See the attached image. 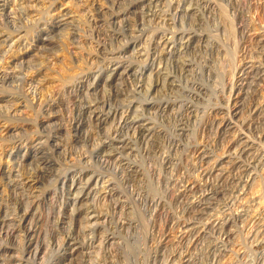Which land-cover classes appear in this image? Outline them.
Returning a JSON list of instances; mask_svg holds the SVG:
<instances>
[{"label": "rangeland", "instance_id": "374dc122", "mask_svg": "<svg viewBox=\"0 0 264 264\" xmlns=\"http://www.w3.org/2000/svg\"><path fill=\"white\" fill-rule=\"evenodd\" d=\"M70 0H63L62 2L57 1V6L60 9H66L69 11V14L67 16L68 22L66 25H62L63 22H60L63 17L59 16H50L52 19H46L42 22V26L49 27L52 30V33L50 34V37H52L50 40L52 41L51 44L46 45V50L50 48L49 54H55L58 56L59 60L62 61V54L65 49V51L72 56L70 58L72 61L79 62L81 64L82 57L85 55L87 49L86 47H90L88 50L93 47L95 49H91L90 52H95V59L93 60L95 62L94 66L92 64H89V66L92 69V72L90 73V77L82 87L80 88H72L71 89H62L60 88V82H58L56 78H61L65 75L64 68L66 67L67 70L73 71L77 69L76 66L77 63H74L72 61L66 60L63 64L57 63V65H54L53 71L48 72L46 79L43 78V74H40L36 79V82H39L38 84H41L42 86H48L52 87L51 90L55 87L56 89L52 92L49 89V93L47 92L48 97H50L49 104L59 106L56 111L57 114H54L53 117L55 121H57V117H59L58 121H61L64 125L63 127V134L61 135L62 143L60 149L56 150V152L53 153L48 151V153H52L49 157L51 160L56 159L54 163H56V166L53 173L60 176L59 182H63L66 179H64V176H61L62 174L67 172H74L76 174H80L79 171H84L87 173H94L101 175L104 180L109 179L114 189H117V195L110 196L106 199H102L99 196V191L94 193L92 195L93 200H89L90 202H93V205L87 201L82 203L73 204L70 200L72 198V195L66 194L64 197V211H63V226H66L67 228H64L63 230V236H68L74 241L78 242V246L81 245L83 248L80 249V252L75 254L73 257L70 258L73 259L72 261L67 260L69 263L74 264H264V137L260 136V133L263 132L264 129V110H262L264 107V0H126L124 3H126V6L129 3L134 4L135 6L132 8V12L127 15L128 22L130 24L129 27L132 26L133 30L128 29V34L125 36H121L116 38L115 36L111 34H107V37L100 38V40L103 42L102 47L100 51H94L97 50V43L91 40H85L81 36L83 30H87V24L84 21H88L91 19L90 16L92 14H97L99 9L102 7L101 10L106 11L108 7L111 5L112 1L114 0H85L87 5L83 0H74V3H69ZM77 1V2H76ZM83 1V2H82ZM103 1H106L105 3ZM158 1V2H156ZM168 1V2H166ZM216 4H215V2ZM76 2V3H75ZM108 2V3H107ZM150 2V4H149ZM178 2V3H177ZM193 2V3H192ZM81 3V4H80ZM99 5H98V4ZM123 3V5H124ZM141 3V4H140ZM148 3V4H147ZM159 5H158V4ZM162 3V4H161ZM169 3V4H167ZM181 3V5H180ZM220 3V4H219ZM222 3V4H221ZM47 4V3H45ZM61 4V5H60ZM66 4V5H65ZM92 4V5H91ZM106 4V5H105ZM110 4V5H109ZM147 4V5H146ZM155 4V5H153ZM164 4V5H163ZM190 4V5H189ZM81 5V6H80ZM86 5V6H85ZM109 5V6H108ZM170 5V6H168ZM196 5V6H195ZM75 6V7H74ZM78 6L80 7L78 9ZM90 6V7H89ZM107 6V7H105ZM122 6V5H121ZM144 6H146L144 8ZM151 6L153 8H151ZM181 6V7H180ZM185 6V8L183 7ZM187 6V7H186ZM189 6V8H188ZM77 7V8H76ZM148 7V8H147ZM150 7V10H149ZM202 7V8H201ZM205 7V8H204ZM230 7V8H229ZM260 7V8H259ZM89 8V9H88ZM104 8V9H103ZM110 8V7H109ZM122 9L124 8L121 7ZM120 8V9H121ZM147 8V9H146ZM187 8V9H186ZM91 9V10H90ZM94 9V10H93ZM135 9V10H134ZM178 9V10H177ZM189 9V10H188ZM200 9V10H199ZM86 10V11H85ZM159 10V11H158ZM170 10V11H169ZM175 10V11H174ZM182 10V11H181ZM213 10V11H212ZM224 10V11H223ZM73 11V12H72ZM81 11V13H80ZM83 11V12H82ZM90 11V12H89ZM94 11V12H93ZM97 11V12H96ZM133 11H135L133 13ZM144 14H143V12ZM152 11V12H151ZM166 11V12H165ZM201 11V12H200ZM260 11V12H259ZM72 12V13H70ZM78 12V13H77ZM87 13V14H84ZM92 12V13H91ZM159 16H158V14ZM91 13V14H90ZM137 13V14H135ZM151 13V14H150ZM154 13V14H153ZM160 13L162 15H160ZM186 13V14H185ZM73 16H72V15ZM148 14L149 16L145 15ZM197 14V16H196ZM77 15V16H76ZM81 16V18L78 16ZM86 15V16H85ZM135 15V16H133ZM145 16V18L143 17ZM156 15V16H155ZM226 17H225V16ZM263 15V16H262ZM83 16V17H82ZM158 16V17H157ZM184 16V17H183ZM131 17V18H130ZM142 17V18H141ZM182 17V18H181ZM208 17V18H207ZM224 17V18H223ZM234 17V18H232ZM246 17V18H245ZM60 18V20H59ZM133 18V19H132ZM135 18V19H134ZM138 18V19H137ZM160 18V19H159ZM172 18V19H171ZM144 21H142V20ZM162 19V20H161ZM179 19V20H178ZM190 19V20H189ZM208 19V20H207ZM224 19V20H223ZM80 20V22L78 21ZM84 20V21H83ZM134 20V21H132ZM159 20V21H158ZM173 20V21H172ZM184 20V21H183ZM240 20V21H239ZM72 21V22H69ZM147 21V22H146ZM151 21V22H150ZM205 21V22H204ZM245 21V22H244ZM75 22V23H74ZM78 22V23H77ZM83 22V23H82ZM143 22V23H141ZM168 22V23H167ZM180 22V23H179ZM189 22V23H188ZM223 22V23H222ZM230 22V23H228ZM242 22V23H241ZM261 22V23H260ZM263 22V23H262ZM48 23V24H47ZM53 23V24H52ZM70 23V24H69ZM77 23V24H76ZM85 23V24H84ZM145 23V24H144ZM148 23V24H147ZM191 23V24H190ZM52 26H51V25ZM62 25V26H55V25ZM68 24V25H67ZM72 24V25H71ZM133 24V25H131ZM138 24V25H137ZM182 24V25H181ZM190 24V26H189ZM225 24V25H224ZM248 24V25H247ZM252 24V25H251ZM74 25V26H73ZM80 25V26H76ZM85 29H83V27ZM136 25V26H135ZM176 25V26H175ZM180 25V26H179ZM209 25V26H208ZM246 25V26H245ZM68 26V27H67ZM168 26V28L166 27ZM191 28H189V27ZM74 27V28H73ZM77 27V28H76ZM176 27V28H175ZM209 27V28H208ZM245 27V28H244ZM260 27V28H259ZM7 28L6 32H10L11 27H4ZM10 28V29H9ZM67 28V30H66ZM81 28V29H80ZM135 28H138L137 30ZM141 28V31H139ZM182 28V29H181ZM234 28V29H232ZM253 28V29H252ZM65 29V30H64ZM72 29V30H71ZM135 29V30H134ZM148 29V30H145ZM189 29V30H188ZM246 29V30H245ZM80 33H79V31ZM143 30V31H142ZM165 30V31H164ZM173 30V31H172ZM175 30V31H174ZM180 30V31H179ZM224 30V31H223ZM262 30V31H261ZM61 31V32H60ZM70 31V33H69ZM138 31V32H137ZM167 31V32H166ZM182 31H185L184 33ZM192 33H189V32ZM205 31V32H204ZM207 31V32H206ZM212 31V32H211ZM256 33H254V32ZM64 32V34H63ZM75 32H77L75 34ZM140 32V33H139ZM144 32V33H143ZM152 32V33H151ZM157 32V33H154ZM181 32V33H180ZM215 32V33H214ZM236 32V34H235ZM253 32V33H252ZM73 33V34H72ZM134 33V34H133ZM169 33L173 34L170 35ZM202 33V34H201ZM208 33V34H207ZM217 33V34H216ZM226 33V34H225ZM233 33V34H232ZM249 33V34H248ZM260 33V34H259ZM53 34H56L58 36H54ZM63 34V35H61ZM69 34V35H68ZM76 35L78 40H85L84 45L85 49L81 50L74 48V45L69 43L71 40L65 39L64 37L67 35L68 38L71 35ZM79 34V35H77ZM85 34V33H84ZM87 34V33H86ZM130 34V35H129ZM133 34V35H131ZM140 34V35H139ZM143 34V35H142ZM155 34V35H154ZM176 34V35H175ZM184 34V35H183ZM210 34V36H209ZM248 34V35H247ZM253 34V35H252ZM262 34V36H261ZM1 36L0 39L5 38L7 35L6 33ZM54 39H53V36ZM112 37H111V36ZM138 37H137V36ZM142 35V36H141ZM154 35V36H152ZM173 37V44L176 41V44L172 45V49L168 50V48H163V44L161 43V40H159L161 37ZM192 35V36H190ZM200 35V36H199ZM212 35V36H211ZM235 35V36H234ZM259 35V36H258ZM66 36V38H67ZM131 38H130V37ZM139 36L141 37L139 39ZM176 38H175V37ZM190 39H188V37ZM209 36V37H208ZM213 36L215 39H213ZM221 36V37H220ZM243 36V37H242ZM16 34H13L10 39L2 44L0 46V49L2 52H7L5 55H3V60L6 62L9 56L8 54L17 52L22 53L23 51H26L29 49L31 54H35L36 52H40L37 55H33L31 62L35 61V65H38V59L40 58V55L48 54L46 50L44 52L37 51L38 47H40L41 43L39 41H32L31 39L28 41H22L17 43L11 48L10 42L12 43L13 40L16 38ZM123 37V38H122ZM128 37V38H126ZM159 37V38H158ZM263 37V38H262ZM56 38V39H55ZM60 38V39H59ZM63 38V39H62ZM114 40H113V39ZM126 38V39H125ZM134 38V40H132ZM138 38V39H137ZM147 38V39H146ZM179 38V39H178ZM183 38V39H182ZM185 38V39H184ZM251 38V39H250ZM111 41H110V40ZM153 39V40H152ZM158 39V40H157ZM181 39V40H180ZM187 39V41H186ZM219 39V42H218ZM239 39V40H238ZM56 40V41H55ZM58 40V42H57ZM62 40V41H61ZM65 40V42H64ZM100 40L99 43L102 42ZM105 40V41H104ZM125 40L127 42H125ZM146 40V41H145ZM183 40V41H182ZM208 40V41H207ZM221 40V42H220ZM236 40V41H235ZM252 40V41H251ZM261 40V41H260ZM63 42L61 44L60 42ZM114 43H113V42ZM119 41V42H118ZM126 43V45L123 44ZM132 41V42H131ZM160 41V44L159 42ZM179 41V42H178ZM225 41V42H224ZM260 41V42H258ZM25 42V43H24ZM29 42V43H28ZM93 42V43H91ZM106 42V43H104ZM112 42V43H110ZM178 42V43H177ZM190 42V43H189ZM198 42V43H197ZM260 44H258V43ZM29 45H28V44ZM54 43V44H53ZM58 45H57V44ZM69 43V44H68ZM90 43V44H89ZM118 43V44H117ZM129 43V44H128ZM151 43V44H148ZM153 43V44H152ZM182 45H181V44ZM189 43V44H188ZM216 43V44H215ZM218 43V44H217ZM221 43V44H220ZM236 43V44H235ZM239 43V44H238ZM32 44V45H30ZM68 44V45H67ZM88 46H87V45ZM105 44V45H104ZM114 44V45H113ZM184 44V45H183ZM207 44V45H206ZM230 44V45H229ZM255 44V45H254ZM54 45V46H53ZM65 45V46H64ZM70 45V46H69ZM124 45V49L128 48L127 53L124 54V57L127 55L130 59L125 58V65L132 64V66L135 67V70L137 73L136 79L135 76H123V77H116L114 79L109 80L106 82V77L109 75V55L108 53L116 50H121V46ZM140 45V47H139ZM180 45V47H179ZM187 45V46H186ZM224 45V46H223ZM225 45H227L225 47ZM262 45V46H261ZM22 46V47H21ZM37 46V47H36ZM63 46V47H62ZM72 46V47H71ZM115 46V47H114ZM135 46V48H134ZM148 46V48H147ZM159 46V47H158ZM184 46V47H183ZM198 46V47H197ZM230 46V47H228ZM251 46V47H250ZM254 46V48H252ZM10 47V48H8ZM53 47V49H51ZM71 49H69V48ZM119 47V49H118ZM122 47V49H123ZM139 47V48H138ZM146 47V48H145ZM155 47V48H154ZM180 49H179V48ZM189 49H188V48ZM201 47V48H200ZM224 47V48H223ZM235 47V48H234ZM261 47V48H260ZM57 50H56V49ZM105 50L108 52H104ZM132 48V49H131ZM182 48V49H181ZM226 48V49H225ZM259 48V49H258ZM7 49V50H6ZM9 49V50H8ZM109 49V50H108ZM113 49V50H112ZM145 49V50H142ZM148 49V50H147ZM155 51H154V50ZM175 51H174V50ZM217 49V50H216ZM237 49V50H236ZM243 49V50H242ZM255 49V50H253ZM262 51H261V50ZM76 50V51H75ZM134 50V51H133ZM137 50V51H135ZM150 50V51H149ZM163 51V53L159 51ZM178 50V51H177ZM181 50V52H180ZM194 50V51H193ZM207 50V51H206ZM232 50V51H229ZM260 50V51H259ZM12 51V52H11ZM19 51V52H18ZM22 51V52H21ZM53 51V52H52ZM59 51V52H58ZM61 51V52H60ZM82 53H81V52ZM94 51V52H93ZM103 51V52H102ZM110 51V52H109ZM143 51V52H142ZM148 51V52H147ZM157 51V52H156ZM170 51V52H169ZM173 51V52H172ZM186 52L183 54V52ZM212 51V52H211ZM253 51V52H252ZM256 51V53H255ZM58 52V54H57ZM74 52V53H72ZM98 52V53H97ZM147 52L152 55L150 57L152 58L153 65H151L149 62L146 64L144 62ZM159 52V54H158ZM171 56L169 57V53H171ZM175 52V53H174ZM194 52V53H193ZM229 52V53H228ZM236 52V53H235ZM261 52V53H259ZM60 53V54H59ZM85 53V54H84ZM88 53V51H87ZM107 53V54H105ZM165 53V54H164ZM178 53V54H177ZM182 53V54H181ZM196 53V54H195ZM202 53V54H201ZM263 53V54H262ZM99 54V55H97ZM102 54V55H101ZM129 54V55H128ZM145 54V55H144ZM156 54V55H155ZM158 54V55H157ZM175 54V55H174ZM180 54V55H179ZM193 54V55H192ZM214 54V55H213ZM236 54V55H235ZM259 57H258V55ZM78 55L79 58H78ZM107 55V56H106ZM138 55V56H137ZM160 55V57H159ZM182 55V56H181ZM184 55V56H183ZM188 55V56H187ZM197 55V56H196ZM213 55V56H212ZM219 55V56H218ZM236 57H235V56ZM261 55V57H260ZM37 56V58H35ZM69 56V57H70ZM78 58H76V57ZM98 56V57H97ZM106 56V58H104ZM140 56V57H139ZM156 56V57H155ZM176 56V57H175ZM178 56V57H177ZM181 56V57H180ZM199 56V57H198ZM232 56V57H231ZM246 58H244V57ZM252 56V57H251ZM254 56V57H253ZM5 57V58H4ZM74 57V60H73ZM102 57V58H101ZM108 57V58H107ZM133 57V60H132ZM136 57V58H135ZM145 57V58H144ZM159 57V58H158ZM175 57V58H174ZM180 57V58H179ZM189 57V58H188ZM191 57V58H190ZM195 57V58H194ZM231 57V58H230ZM249 57V58H248ZM105 60H104V59ZM154 58V59H153ZM156 58V59H155ZM166 58V59H163ZM263 58V59H262ZM179 59L180 62L177 61ZM191 59V60H190ZM251 59V61H249ZM255 59V60H254ZM2 60V61H3ZM29 60V61H30ZM104 60V61H103ZM107 60V61H106ZM128 62H127V61ZM131 60V61H130ZM140 60V61H139ZM167 60V61H165ZM175 60V61H173ZM188 60V61H187ZM190 60V61H189ZM228 60V61H227ZM253 60V61H252ZM261 60V61H260ZM81 61V62H80ZM92 61V62H93ZM100 64H99V62ZM138 61V62H136ZM156 61V62H155ZM159 61V62H158ZM183 61V63H182ZM187 61V62H186ZM217 63H216V62ZM237 61V62H236ZM248 61V62H247ZM255 61V63H254ZM256 61H259L261 63H256ZM28 62V61H27ZM105 62V63H104ZM108 62V63H107ZM134 62V63H132ZM161 62V63H160ZM171 62V64H170ZM178 62V64H177ZM40 63V62H39ZM160 63V64H159ZM166 65H164V64ZM169 63V64H168ZM176 63V64H175ZM182 63V64H181ZM185 63V64H184ZM191 63V64H190ZM263 63V64H262ZM32 66H30V65ZM105 64V65H104ZM144 64V65H143ZM150 64V65H149ZM159 66H157V65ZM189 64V65H187ZM252 64V65H251ZM256 64V66L254 65ZM260 64V65H259ZM263 66H262V65ZM33 63H27L25 65L26 71H32L31 68L34 70L38 67H36ZM69 65V69L67 66ZM71 65V66H70ZM73 65V66H72ZM88 65V64H87ZM87 65H82L84 68ZM162 68H161V66ZM177 65V66H176ZM184 65V66H183ZM192 65V66H191ZM245 65V67L243 66ZM248 65V67H247ZM250 65V66H249ZM254 65V67H253ZM260 67H259V66ZM29 66V68H28ZM51 67V64L48 65ZM56 66V67H55ZM64 66V67H63ZM88 66V67H89ZM99 66V67H98ZM105 66V67H104ZM140 66V67H139ZM143 66V69L142 67ZM146 66V67H145ZM154 66V67H153ZM179 67L178 69L176 67ZM188 66V67H187ZM35 67V68H34ZM145 67V71H144ZM159 67V68H157ZM169 67V68H168ZM191 67V68H190ZM252 67V68H250ZM62 68V70H61ZM98 68V69H97ZM165 68V69H163ZM182 70H181V69ZM195 68V69H194ZM245 68V73L243 74L240 72V70ZM258 70H257V69ZM100 69V70H99ZM156 69V70H155ZM175 72H174V70ZM177 69V70H176ZM184 69V70H183ZM251 69V70H249ZM262 71H260V70ZM60 72H59V71ZM65 70V71H67ZM96 70V71H95ZM163 70V71H162ZM187 70V71H186ZM216 70V71H215ZM94 71V72H93ZM107 71V72H106ZM159 71V72H158ZM163 73H162V72ZM165 71V72H164ZM169 71V72H167ZM180 71V72H179ZM189 71V72H188ZM247 71V72H246ZM250 71V72H249ZM259 71V72H258ZM57 72V73H55ZM171 72V73H170ZM173 72V73H172ZM183 72V73H182ZM236 73V78L240 77V79L243 81L242 86V95L240 96V100L237 99L238 106L236 104L235 110L231 113H228L226 115L227 111H224L223 113H212L213 108H218L219 106L225 108L228 105V99L230 96V88L233 83V74ZM261 72V73H260ZM55 73V74H54ZM63 73V74H61ZM69 73V71H67ZM99 73V74H98ZM108 73V74H107ZM143 73L147 75H152L151 80L149 78L145 77ZM160 73V74H158ZM162 73V74H161ZM165 73V74H164ZM169 73V75H168ZM177 73V74H175ZM185 73V74H184ZM204 73V74H203ZM241 75H240V74ZM258 73V74H257ZM57 74V75H56ZM61 74V76H60ZM172 76H171V75ZM255 74V75H254ZM261 74V76H260ZM53 75V76H52ZM97 75V77H96ZM176 75V76H174ZM179 75V76H178ZM185 77V78H183ZM186 75V76H185ZM219 75V76H218ZM232 75V76H231ZM254 75V76H253ZM260 79H259V76ZM139 76L142 78H139ZM163 76H169L168 83H164L165 85L160 86L159 88L155 89L153 91V94L151 95L154 97L157 102L159 101H168L169 100V106L164 109H156L158 111L157 113H154L155 109H146L143 105V103H146L148 97L147 93L141 92L142 96L139 95L138 91L136 90V87H138L140 84H142L143 88L147 85V82L153 85L159 84L161 81L163 82ZM174 76V77H173ZM250 76V77H249ZM53 79H52V78ZM129 77V78H128ZM145 77V78H143ZM173 77V78H172ZM243 77V78H242ZM248 77V78H247ZM42 78V80H41ZM125 78V79H123ZM128 78V79H127ZM139 78V79H138ZM148 80H147V79ZM181 78V79H180ZM219 78V79H218ZM221 78V79H220ZM193 79V80H192ZM198 79V80H197ZM251 81H249V80ZM254 79V81H253ZM44 80V81H43ZM55 80V81H54ZM122 80V81H121ZM156 80V81H155ZM178 80V82L176 81ZM180 80V81H179ZM190 80V82H189ZM192 80V81H191ZM201 80V81H200ZM259 80V81H258ZM50 83H49V82ZM57 81V82H56ZM143 81V82H142ZM159 81V82H158ZM173 84L170 85L171 82ZM195 81V82H194ZM223 81V82H222ZM249 81V82H248ZM262 81V82H261ZM105 82V83H104ZM152 82V83H151ZM161 82V84H162ZM178 85H176L175 84ZM181 82V83H180ZM217 84H216V83ZM248 82V83H247ZM255 82V83H254ZM58 85H54L57 84ZM92 83V84H91ZM108 83V84H107ZM138 83V85H136ZM155 83V84H154ZM258 86H257V84ZM16 84V83H15ZM45 84V85H44ZM53 84V86H52ZM90 84V85H89ZM114 84V85H113ZM121 84V85H120ZM188 84V85H187ZM239 85V82L237 83ZM245 84V85H244ZM250 84V85H249ZM254 86H253V85ZM92 85V87H91ZM94 85V86H93ZM103 85V86H102ZM112 85V86H111ZM129 85V86H127ZM191 85V86H190ZM213 85V86H212ZM59 86V88H58ZM89 86V88H88ZM118 86V87H117ZM136 86V87H135ZM165 86V88H164ZM188 86V87H186ZM195 86V87H194ZM223 86V87H222ZM249 86V90H248ZM257 86V88L255 87ZM43 87V88H45ZM114 87V88H113ZM134 87V88H133ZM168 87V89L166 88ZM172 87V88H171ZM175 87V88H174ZM182 87V88H181ZM202 87V88H201ZM205 87V88H204ZM210 87V88H209ZM222 87V88H221ZM230 87V88H229ZM247 87V90L246 88ZM252 89H251V88ZM255 87V88H254ZM259 87V88H258ZM87 88V89H86ZM107 88V89H106ZM109 88V89H108ZM113 88V89H112ZM117 88V89H116ZM127 88V89H126ZM163 88V89H162ZM174 88V89H173ZM217 88V90H216ZM220 88V89H219ZM245 88V89H244ZM84 89V90H83ZM103 89V90H102ZM117 90L118 97L113 95L114 93L112 91ZM222 89V90H221ZM254 89V90H253ZM3 90V89H1ZM106 90V91H105ZM137 92H135V91ZM209 90H211L209 92ZM251 90V91H250ZM253 90V91H252ZM256 90L260 92L256 93ZM78 91V92H77ZM93 91V92H92ZM122 91V92H121ZM170 93H169V92ZM175 91V92H174ZM2 92V93H1ZM73 92V93H72ZM85 92V93H82ZM91 94H90V93ZM105 92V93H104ZM109 92V93H108ZM111 92V93H110ZM130 92V93H129ZM184 92V93H183ZM208 94H207V93ZM224 92V93H223ZM228 92V93H226ZM249 94H248V93ZM51 93V94H50ZM63 93V95H62ZM89 93V95H88ZM97 93V94H96ZM134 95H132V94ZM173 93V94H172ZM198 93V94H196ZM215 93V94H214ZM247 93V95H246ZM252 93V94H250ZM261 93V94H260ZM58 96H57V95ZM123 94V95H122ZM146 94V95H144ZM205 94V95H204ZM213 94V95H212ZM260 94V95H259ZM0 95H7L5 93V89L3 91H0ZM55 95V96H54ZM110 95V97H108ZM125 95V96H124ZM167 95V96H166ZM191 95V96H190ZM225 97H224V96ZM249 95V96H248ZM251 95V96H250ZM52 96V97H51ZM71 96V97H70ZM80 96V97H79ZM97 98H96V97ZM104 96V98H103ZM144 96V98H142ZM147 96V98H146ZM55 97V98H54ZM87 97V98H86ZM93 97V98H92ZM96 99H95V98ZM108 97V98H107ZM165 99H164V98ZM180 97V98H179ZM210 97V98H209ZM219 97V98H218ZM245 99H244V98ZM258 99H257V98ZM260 97V98H259ZM261 97H263L261 99ZM80 98H82L80 100ZM86 103H85V100ZM99 98V99H98ZM103 98V99H102ZM107 103H103L105 102ZM111 98V99H110ZM119 98V100H118ZM140 98V99H139ZM146 98V100H145ZM163 98V99H162ZM169 98V99H168ZM174 98V99H173ZM227 98V99H226ZM235 98V95H233L232 99ZM247 98V99H246ZM88 99L90 104H88ZM113 99H116L117 101H112ZM135 99V100H134ZM168 99V100H167ZM181 101H180V100ZM190 99V100H189ZM224 99V100H223ZM242 99L244 100L242 102ZM252 101H251V100ZM59 100V101H58ZM71 100V101H70ZM78 100V101H77ZM83 102H79L82 101ZM93 100V101H92ZM100 100V103L98 102ZM123 100V101H122ZM142 100V102H141ZM176 100V102H175ZM250 100V101H248ZM262 100L263 104L261 105ZM52 101V102H51ZM54 101V102H53ZM62 103H61V102ZM97 101V102H96ZM103 101V102H102ZM132 101V103H131ZM171 101H174V103H171ZM179 101V102H178ZM183 101V102H182ZM188 101V102H187ZM224 101H227L224 103ZM234 101V100H232ZM235 101V102H236ZM248 103L246 104L245 103ZM254 101V102H253ZM51 102V103H50ZM88 102V103H87ZM117 102V103H116ZM118 102L122 103V105H118ZM138 102V103H137ZM198 102V103H197ZM209 102V103H208ZM233 102V103H235ZM240 102V103H239ZM257 102V103H255ZM92 103V104H91ZM95 105L98 108V111L102 115V122L93 121L90 117L88 118V113L85 111V109L89 105ZM109 103V104H108ZM112 103V104H110ZM125 103V104H124ZM224 103V104H223ZM231 103V101H230ZM59 104V105H58ZM63 104V105H62ZM67 104V105H66ZM105 104V105H104ZM107 104V105H106ZM127 104V106H126ZM185 104V105H183ZM193 104V105H192ZM196 104V105H195ZM208 104V105H207ZM215 104V105H214ZM249 104V105H248ZM66 105V106H65ZM75 105V106H74ZM79 105V106H78ZM112 105V106H111ZM119 109H115V107ZM118 105V106H117ZM134 105V106H133ZM136 105V107H135ZM176 105V106H175ZM180 105V106H179ZM200 105V106H199ZM210 105V106H209ZM252 105V106H251ZM258 105V106H255ZM262 107H261V106ZM65 106V107H64ZM83 109H81L82 107ZM101 106V107H100ZM102 106H106L105 108H102ZM109 106V107H108ZM111 106V107H110ZM126 108H122V107ZM141 106V107H139ZM143 106V107H142ZM175 106V107H174ZM188 106V107H187ZM243 106V107H242ZM246 106V107H244ZM62 107V108H61ZM72 107V108H71ZM85 107V108H84ZM108 107V108H107ZM114 107V108H113ZM132 107V108H131ZM206 107V108H205ZM210 107V108H208ZM213 107V108H212ZM229 107H233V104H231ZM256 107V108H254ZM74 108V109H73ZM78 108H80L78 110ZM104 109V111L102 109ZM113 108V109H112ZM122 108V109H121ZM168 108V109H167ZM171 108V110H170ZM173 108V109H172ZM198 108V109H196ZM202 108V109H201ZM243 108V109H241ZM250 113H249V110ZM258 108V109H257ZM60 109V111H59ZM70 109H72L70 111ZM76 109V110H75ZM124 109V110H123ZM134 109V110H133ZM148 111H146V110ZM166 109V110H165ZM233 109V108H232ZM261 109V110H260ZM62 110V111H61ZM75 110V111H74ZM129 110V111H128ZM142 110V112H141ZM200 110H202L200 112ZM103 111V112H102ZM116 111V112H115ZM123 111V114H122ZM175 111V112H174ZM177 111V112H176ZM246 111L248 113H246ZM253 113H252V112ZM60 114H59V113ZM63 112V113H62ZM74 112V113H73ZM79 112V113H78ZM102 112V113H101ZM105 112V114H103ZM107 112V113H106ZM111 112V115L108 114ZM115 112V113H114ZM121 112V113H120ZM128 112V113H127ZM144 112V113H143ZM166 112V113H165ZM245 112L243 115L242 113ZM65 113V114H64ZM132 113V114H131ZM134 113V114H133ZM138 113V114H137ZM149 113V114H148ZM151 113V114H150ZM154 113V114H153ZM164 113V114H163ZM211 113V114H210ZM225 113V114H224ZM262 113V114H261ZM59 114V115H58ZM63 114V116L61 115ZM86 114V115H85ZM116 114V115H115ZM126 114V115H125ZM128 114V115H127ZM132 116H131V115ZM136 114V115H135ZM157 114V115H156ZM159 114V115H158ZM162 114V115H161ZM177 114V115H175ZM218 114V115H217ZM222 114V115H221ZM230 114H233L232 116ZM235 114V116H234ZM253 120L249 118V116ZM106 115V116H105ZM123 117H127L128 120L137 119V120H148V122L151 123V126L155 127V132L152 133L150 137L143 138L140 135H134L135 132L129 127L128 125L122 126L119 125V117L120 119ZM147 115V116H146ZM187 115V117H186ZM191 115V116H190ZM203 117H202V116ZM230 115V116H229ZM244 117H243V116ZM249 115V116H248ZM51 116V117H52ZM70 118H68V117ZM114 116V118H113ZM131 116V117H130ZM137 116V117H136ZM138 116H142L141 118ZM149 116V119H148ZM197 116V117H196ZM209 118H207V117ZM220 116V117H219ZM223 116V118L221 117ZM88 119H87V118ZM116 117V118H115ZM146 117V118H144ZM166 117V118H165ZM169 117V118H168ZM216 117V118H215ZM220 119H219V118ZM226 117V118H224ZM228 117V118H227ZM240 117V118H239ZM243 117V118H242ZM247 117V118H246ZM263 117V118H262ZM63 118V119H62ZM118 118V119H117ZM130 118V119H129ZM152 118V120H151ZM189 118V119H188ZM232 120V124L230 125L231 128L227 129H220L218 128L222 122V120L229 119ZM240 120H239V119ZM247 120V123L245 122ZM260 120H259V119ZM68 119V120H67ZM72 119V120H71ZM78 119V120H77ZM82 119V120H81ZM90 119V120H89ZM217 119V120H216ZM244 119V122L242 120ZM53 120V121H54ZM67 120V121H66ZM75 120V121H73ZM81 120V121H80ZM146 120V121H147ZM170 120V121H169ZM178 120V121H177ZM188 120V121H187ZM212 120V122H211ZM230 120V121H231ZM257 120L260 122H257ZM52 121V122H53ZM57 121V122H58ZM66 121V122H65ZM191 121V122H190ZM210 123H209V122ZM235 121V122H234ZM56 122V123H57ZM61 122H58L61 123ZM65 122V123H64ZM67 122H71L70 126L69 123L67 125ZM73 122V123H72ZM75 122H80L81 126L79 128V132L75 135V133L72 134L70 132V127ZM82 122V123H81ZM93 122V123H92ZM106 122V123H105ZM201 122V123H200ZM215 124H214V123ZM237 122V124H236ZM252 122V123H250ZM256 122V123H255ZM17 123V124H16ZM13 123V126L20 127L23 124L22 123ZM61 123V124H62ZM96 123V125H95ZM100 123V124H98ZM113 123V124H112ZM187 123V124H186ZM219 123V124H218ZM90 124V125H89ZM153 124V125H152ZM238 124L240 126H238ZM243 124V126H242ZM256 124V125H255ZM66 125V126H65ZM118 125V126H117ZM157 125V126H156ZM159 125V126H158ZM219 125V126H217ZM236 125V126H235ZM248 127H246V126ZM117 126V127H116ZM121 126V127H120ZM174 126V127H173ZM195 126V127H194ZM200 126V128L198 127ZM259 129H257L256 127ZM96 127V128H95ZM98 127V128H97ZM116 127V128H115ZM124 127V128H123ZM128 127V128H127ZM183 127V128H181ZM191 127V128H189ZM205 127V128H204ZM241 127V128H238ZM244 127V128H243ZM255 127V128H253ZM67 130H64L66 129ZM131 128V129H130ZM180 128V129H179ZM250 128V129H247ZM81 129V130H80ZM124 129V130H123ZM179 129V130H177ZM193 129V130H192ZM217 129V131H216ZM238 129V130H237ZM241 129V130H240ZM243 129H246L243 131ZM41 130V129H39ZM38 130V131H39ZM127 130V132H126ZM130 130V131H129ZM158 130V131H157ZM196 130V131H195ZM29 131V130H28ZM33 130L31 133H29V137H27L26 133L27 131H21V134H23V139H35L38 137V135H44L45 133L43 130H41L38 134L34 135L36 131ZM66 131V132H65ZM85 131V132H84ZM100 134H99V132ZM105 131V133L103 132ZM120 131V132H118ZM133 131V132H132ZM232 131V132H231ZM234 131V132H233ZM238 133H237V132ZM242 131V133H241ZM248 131V132H245ZM253 131V132H252ZM26 132V133H24ZM65 132V133H64ZM69 132V133H67ZM87 132V133H86ZM102 132L105 134H102ZM125 132V133H124ZM129 132V133H128ZM159 132V133H158ZM218 132V133H217ZM228 132V133H227ZM250 132V133H249ZM257 132V134H256ZM33 133V134H32ZM71 133V134H70ZM84 133V134H83ZM98 133V134H97ZM110 133V134H109ZM119 133V134H115ZM124 134L123 136L120 134ZM168 133V134H167ZM171 133V134H170ZM187 135H186V134ZM192 133V134H191ZM214 133V134H213ZM227 133V135H226ZM230 133V134H229ZM240 133V134H239ZM251 135L248 139V134ZM253 133V134H252ZM26 136H25V135ZM49 134V133H48ZM131 134V135H130ZM155 134L157 138H155ZM179 134V135H178ZM222 136H221V135ZM224 134V135H223ZM242 134V135H241ZM246 134V136H245ZM256 134V135H255ZM55 135V134H54ZM64 135V136H63ZM73 135L74 138H73ZM91 135V136H90ZM100 135V136H99ZM104 135V137L102 136ZM108 135V136H107ZM118 136V138L124 139L125 136H127L125 139H129L131 141V144L129 145L130 148L133 150H125L123 151L124 154L121 156H125V161L123 163H127L128 161L132 163L134 168H128L127 165H121L120 167L113 164V160H109L110 162H102V156L103 153L114 154L115 151H113L114 145L110 142V139H113V137ZM154 135V136H153ZM183 135V136H182ZM194 135V136H193ZM209 135V136H208ZM213 135V138H212ZM234 135V136H233ZM258 135V136H257ZM32 136V137H31ZM60 135H57L59 137ZM68 136V137H66ZM70 136V137H69ZM81 136V138H80ZM110 136V137H109ZM113 136V137H112ZM139 136L141 138H139ZM153 136V137H152ZM166 138H165V137ZM172 136V137H171ZM218 136V137H217ZM237 136V137H235ZM245 136V137H244ZM85 137V138H84ZM100 137V138H99ZM102 137V138H101ZM108 137V138H107ZM182 137V138H181ZM204 137V138H203ZM211 137V138H210ZM221 137V138H220ZM223 137V138H222ZM242 138V140L239 139ZM261 137V138H259ZM80 138V139H79ZM93 138V139H92ZM104 138V139H103ZM131 138V139H130ZM134 140H133V139ZM152 138V139H151ZM179 138V139H178ZM210 138V139H209ZM219 138V139H218ZM236 138V139H235ZM253 138V139H251ZM66 139V140H65ZM138 139V140H136ZM147 139V140H146ZM154 139V140H153ZM194 139V141H193ZM222 139V140H221ZM224 139V140H223ZM65 140V141H64ZM71 140V141H70ZM86 140V141H85ZM94 140V141H93ZM104 140V141H103ZM107 140V141H106ZM144 140H146L144 142ZM150 140H152L150 142ZM174 140V141H173ZM208 140V141H207ZM212 140V141H211ZM228 140V141H227ZM251 140V141H250ZM253 140V141H252ZM256 140V141H255ZM64 141V142H63ZM69 142L67 144V142ZM97 141V142H96ZM99 141H101L99 143ZM103 141V142H102ZM137 141V142H136ZM143 141V142H142ZM150 143H149V142ZM157 141V142H156ZM187 141V142H186ZM217 141V142H216ZM232 141V143H231ZM242 141V142H241ZM261 141V142H260ZM75 142V143H74ZM139 142V143H138ZM154 142V143H153ZM185 142V144H184ZM197 142V143H196ZM200 142V143H199ZM219 142V143H218ZM239 142H241L239 144ZM246 142V143H245ZM252 142V143H251ZM258 142V143H257ZM260 142V143H259ZM68 145H66V144ZM99 143V145L97 144ZM102 143V145H101ZM105 143V144H104ZM136 143H138L136 145ZM149 143V144H148ZM178 145H177V144ZM230 143V144H229ZM65 144V145H64ZM92 146H91V145ZM98 145V148H95V145ZM152 144V145H151ZM201 144V145H200ZM224 144V145H223ZM245 150H249L248 152L245 151L244 154H240L239 150L235 152L236 149L242 148V146ZM251 144V145H250ZM262 144V145H261ZM109 145V146H108ZM183 145V146H182ZM204 145V147H203ZM236 145V146H235ZM238 145V148H237ZM253 145V147H252ZM84 146V147H83ZM86 146V147H85ZM158 146V147H157ZM196 146V147H195ZM224 146V147H223ZM228 146V147H226ZM231 146V147H230ZM233 146V147H232ZM250 146V147H249ZM75 147V148H74ZM95 149L94 150L92 149ZM113 147V148H111ZM135 147V150H134ZM179 147V148H178ZM249 147V148H248ZM262 147V148H261ZM65 148V149H64ZM71 148V149H70ZM89 148V149H88ZM103 148V149H102ZM111 148V149H110ZM139 148V149H138ZM141 148V149H140ZM181 148V149H180ZM184 148V149H183ZM186 148V149H185ZM196 148V149H195ZM204 148V149H203ZM208 148V149H207ZM227 148V149H226ZM234 151V153H229L231 150ZM253 148V149H252ZM63 149V151H61ZM70 149V150H69ZM85 149V150H84ZM92 150L89 154V150ZM101 149V150H100ZM109 149V150H108ZM144 149V150H143ZM170 149V150H169ZM177 149V150H176ZM200 149V150H199ZM243 149V150H244ZM252 149V150H251ZM77 150V151H76ZM181 150V151H180ZM220 150V151H219ZM225 150V151H224ZM229 150V151H228ZM255 152H252V151ZM61 155L63 152V155ZM84 151V152H83ZM108 151V152H107ZM154 151V152H153ZM200 151V152H199ZM203 151V152H202ZM64 152H67V156H64ZM73 152V153H72ZM80 156H83L80 158ZM93 152V153H92ZM128 152V153H127ZM176 152V153H175ZM215 152V153H213ZM225 152V153H223ZM261 152V153H260ZM92 153V155H91ZM125 153L129 154L126 155ZM166 153V154H165ZM179 153V154H178ZM198 153V154H197ZM201 153V154H200ZM203 153L205 155H203ZM208 153V155H207ZM227 153V155H226ZM236 153V154H235ZM250 153V154H248ZM252 153V154H251ZM255 153V154H253ZM258 153V155H256ZM23 151L19 152L20 157H22ZM60 156H58V155ZM100 154V155H99ZM213 154V155H212ZM235 154V155H234ZM85 155V157H84ZM87 155V156H86ZM105 155V154H104ZM132 155V156H130ZM147 155V156H146ZM150 155V156H149ZM159 155V156H158ZM168 155V156H167ZM198 155V156H197ZM208 157H207V156ZM217 155V156H215ZM219 155V156H218ZM221 155V156H220ZM229 155V156H228ZM241 155V158H239ZM251 155V156H250ZM56 156V157H54ZM69 156V157H68ZM91 156V158H90ZM157 156V157H156ZM171 156V157H170ZM202 156V157H201ZM232 156V157H231ZM239 156L238 158H236ZM248 156V157H247ZM255 156V157H254ZM257 156V157H256ZM87 157V158H86ZM94 157V158H93ZM127 157V158H126ZM144 157V158H143ZM205 157V158H204ZM229 157V158H228ZM246 157V158H245ZM55 158V159H54ZM79 158V159H78ZM89 158L91 159L90 161ZM99 160H98V159ZM129 158V159H128ZM191 158V159H190ZM200 158L203 159L200 161ZM217 161H216V159ZM254 158V159H253ZM77 159V160H76ZM93 159V161H92ZM141 159V161H140ZM164 159V160H163ZM190 159V160H189ZM238 162H237V160ZM247 159V160H246ZM249 159V160H248ZM251 159V161H250ZM256 159V160H255ZM19 160V159H18ZM81 160V161H80ZM95 160V161H94ZM227 160V161H226ZM245 160V161H244ZM255 160V161H254ZM60 161V162H59ZM67 161V162H66ZM72 164H71V162ZM81 163H80V162ZM84 161V162H83ZM87 161V162H85ZM102 162V163H99ZM182 161V162H181ZM207 161V162H206ZM209 161V162H208ZM249 161V162H248ZM31 162V158L28 157L24 164H26L25 169L32 171L31 168L36 166L31 165L30 167L29 163ZM77 162L80 166H78ZM99 165H98V163ZM142 162V163H141ZM195 162V163H194ZM215 162V163H214ZM223 162V163H222ZM229 162V163H228ZM245 162V163H244ZM58 163V164H57ZM87 163V164H86ZM105 163V164H103ZM135 163V164H134ZM137 163V164H136ZM183 163V164H182ZM257 163V164H256ZM66 164V165H65ZM73 164L76 165V168L74 169ZM87 166H86V165ZM91 164V165H90ZM151 164V165H150ZM221 166H220V165ZM231 164V165H230ZM243 164V165H242ZM246 164V165H245ZM250 167H248V165ZM260 164V165H259ZM62 165L63 167H61ZM94 165V166H93ZM102 165V166H100ZM104 165H106L104 167ZM116 165V166H115ZM200 165V166H199ZM207 165V166H206ZM215 165V166H214ZM240 165V168H239ZM257 165V166H256ZM70 168L68 170V167ZM73 166V167H70ZM99 170H98V167ZM114 166V167H113ZM118 166V167H117ZM173 166V167H172ZM185 166V167H183ZM198 166V167H197ZM217 166V167H216ZM245 166V167H244ZM254 166V167H253ZM262 166V167H261ZM30 167V168H29ZM61 167V168H60ZM79 167V168H77ZM94 167V168H93ZM125 169H123V168ZM127 167V168H126ZM140 167V168H139ZM149 167V168H148ZM166 167V168H165ZM172 167V168H170ZM243 167V168H242ZM35 168V167H34ZM73 168V169H72ZM83 168H85L83 170ZM111 168V169H110ZM118 170H116V169ZM143 168V169H142ZM163 168V169H162ZM165 168V169H164ZM209 168V169H208ZM211 168V169H210ZM221 170H220V169ZM227 168V169H226ZM33 169V168H32ZM72 169V170H71ZM81 169V170H80ZM90 169V170H88ZM97 169V171H96ZM104 171V173L101 172ZM134 169V170H132ZM148 169V170H147ZM208 169V170H207ZM214 171H213V170ZM25 172H29L26 171ZM36 170V169H35ZM87 170V171H86ZM95 170V172H94ZM109 175H108V171ZM113 170V172H112ZM130 170V171H129ZM137 173H135L136 171ZM145 170V172H144ZM168 170V171H167ZM212 170V171H211ZM238 170V171H237ZM260 170V171H259ZM100 171V172H98ZM116 171V173H114ZM128 171V172H127ZM135 171V172H134ZM147 171V172H146ZM207 171V172H206ZM209 171V172H208ZM229 171V172H228ZM243 171V172H242ZM34 172V171H32ZM63 172V173H62ZM107 172V173H106ZM112 172V173H111ZM118 172V173H117ZM130 172V174H129ZM160 172V173H159ZM197 172V173H196ZM199 172V173H198ZM201 172V173H200ZM212 172V173H210ZM221 172V173H220ZM255 172V173H254ZM259 172V173H257ZM60 173V174H59ZM62 173V174H61ZM132 173V174H131ZM135 175H134V174ZM145 173V174H144ZM207 173V174H206ZM225 173V174H224ZM88 174V175H90ZM103 174V175H102ZM106 174V176H105ZM112 174V176H111ZM113 174H115L113 176ZM149 174V175H148ZM161 174V175H160ZM215 174V175H214ZM218 178L213 180L214 177ZM232 174V175H231ZM244 174V175H243ZM147 175V176H146ZM163 175V176H162ZM210 175V176H209ZM111 176V177H109ZM206 176V177H205ZM249 176V177H248ZM114 177V181L112 178ZM120 177V178H119ZM131 177V178H130ZM165 177V178H164ZM181 177V178H180ZM191 177V178H190ZM212 177V178H211ZM236 177V178H235ZM135 178V179H134ZM143 178V179H142ZM238 178V180H237ZM49 179V180H48ZM47 181H41L42 184H40V188L43 187L47 189L52 190L54 188V183H52L54 180L53 177L48 178ZM85 179L87 177H84L82 182V187L84 186ZM147 179V180H145ZM191 181H190V180ZM218 179V181H217ZM224 179V180H223ZM231 179V180H230ZM113 180V181H112ZM142 180V181H141ZM172 180V181H171ZM182 180V181H181ZM211 180H213L211 182ZM48 181H51L48 183ZM195 181V182H194ZM208 181V182H207ZM217 181V182H216ZM224 181V182H223ZM228 181V182H227ZM172 182V183H171ZM189 182V183H188ZM213 184V186H210ZM221 182H223L221 184ZM227 182V183H226ZM48 183V185H47ZM118 183V184H117ZM191 183V184H190ZM196 183V184H195ZM246 183V184H245ZM50 184V185H49ZM128 184V186H127ZM138 184V185H137ZM142 184V185H141ZM162 184V185H161ZM172 186H171V185ZM205 184V185H204ZM225 187H221L220 186ZM122 187H121V186ZM130 185V186H129ZM135 185V187H134ZM193 187H192V186ZM201 185V186H200ZM253 185V186H252ZM43 186V187H42ZM53 186V187H51ZM137 186V187H136ZM184 186V187H183ZM187 186V187H185ZM198 186V187H197ZM204 186V187H203ZM217 186V187H216ZM220 186L221 188H219ZM119 187V188H118ZM147 187V188H146ZM164 187H166L164 189ZM192 187V188H190ZM213 187V189L211 188ZM234 187V188H233ZM43 188V189H44ZM123 188V189H122ZM143 188V189H142ZM188 188L190 190H188ZM197 188V189H196ZM200 188V189H199ZM211 190H210V189ZM214 188L215 191H214ZM242 188V189H241ZM135 189V190H134ZM170 189V190H169ZM184 189V190H183ZM186 189V190H185ZM192 189V190H191ZM204 189V190H203ZM207 189V190H206ZM223 189V190H221ZM231 189V190H230ZM235 189V190H234ZM49 190V191H50ZM124 190V192H123ZM140 190V191H139ZM143 190V191H142ZM168 190V191H167ZM178 190V191H177ZM183 190V191H182ZM188 190V191H187ZM203 190V192L201 191ZM218 190V192L216 191ZM233 190V191H232ZM120 191V192H119ZM187 191V192H186ZM199 191V192H198ZM208 191V192H207ZM212 191V192H210ZM240 191V193H239ZM122 192V193H121ZM127 192V193H126ZM202 192V193H200ZM218 194H215V193ZM221 192V193H220ZM126 193V194H125ZM155 195H154V194ZM200 193V194H199ZM213 193V195H212ZM97 194V195H96ZM174 194V195H172ZM204 194H208V196H203ZM128 195V196H127ZM133 195V196H132ZM145 197H144V196ZM149 195V196H148ZM163 195V196H162ZM215 195V196H214ZM197 196V197H196ZM214 196V197H212ZM250 196V197H249ZM137 197V198H136ZM168 197V198H167ZM199 197V198H198ZM216 197V198H215ZM218 197V199H217ZM249 197V198H248ZM68 198V199H67ZM98 198V199H97ZM129 198V199H128ZM161 198V199H160ZM193 198V199H192ZM195 198V199H194ZM214 198V199H213ZM237 198V199H236ZM241 198V199H240ZM49 199V200H48ZM198 199V201H197ZM210 199V201H209ZM220 199V200H219ZM222 199V200H221ZM245 199V200H244ZM66 200V201H65ZM102 200V201H101ZM107 200V201H106ZM119 202H117V201ZM187 200V202H186ZM215 200V201H214ZM249 200V201H248ZM70 201V204H69ZM159 201V203H158ZM172 201V202H171ZM177 201V202H176ZM184 204H183V202ZM190 201V202H189ZM201 201V202H200ZM203 201V202H202ZM207 204H205V202ZM259 201V202H258ZM47 202L40 205V208L37 211V226L41 230H48L46 233L48 234L46 236L47 240L50 244V251L48 253V260L54 259V254L57 250V246L60 244L58 240H62V235H56V228L58 225L57 218V209L58 204L60 205L62 202L61 198L53 197L52 194H49L47 197ZM104 202V203H103ZM118 206L117 205V203ZM179 202V203H178ZM195 202V203H194ZM199 202V203H198ZM211 202V203H210ZM223 202V203H222ZM232 202V203H231ZM89 203L90 205L97 209V211H101L103 213L107 214L106 224L105 227L103 225V228L99 229L95 234V239L97 240L98 237L104 239L106 236H108L110 233H113L115 240L113 241L114 244H106L102 243L100 248H92L89 246V241L91 238L90 235H80L83 234L82 232V226L84 225V215L86 213V210H88ZM88 203V204H87ZM94 203H96L94 205ZM201 203V205H199ZM227 203V204H226ZM245 203V204H244ZM254 203V204H253ZM50 204V205H49ZM74 210H73V205ZM81 204V206H80ZM83 204V205H82ZM105 204V205H104ZM110 204V205H109ZM112 204V205H111ZM136 204V205H134ZM193 204V205H192ZM238 204V205H237ZM47 205V206H46ZM98 205V206H97ZM178 205V206H177ZM237 205V206H236ZM69 206V207H68ZM72 206V207H71ZM146 206V207H145ZM163 206V207H162ZM193 206V207H192ZM203 206V207H202ZM255 206V207H254ZM78 207H81L80 210ZM96 207H99L96 208ZM116 207V208H115ZM134 210H133V208ZM137 207V208H136ZM156 207V208H155ZM186 207V208H185ZM198 207V208H197ZM209 207V208H208ZM214 207V208H212ZM221 207V208H220ZM243 207V209H242ZM77 208V209H76ZM85 208V209H84ZM145 208V209H144ZM170 208V209H169ZM55 209V210H54ZM72 209V210H71ZM76 209V210H75ZM114 209V210H113ZM139 209V210H137ZM157 209V210H156ZM174 209V210H173ZM189 209V210H188ZM199 210L197 212H194L196 210ZM212 209V210H211ZM238 209V210H237ZM241 209V210H240ZM68 210V211H67ZM130 210V211H129ZM193 210V211H192ZM203 210V212H202ZM219 210V211H218ZM228 210V211H227ZM254 210V211H253ZM53 211V212H52ZM78 211V212H77ZM112 211V212H111ZM124 211V212H123ZM140 213H139V212ZM143 211V212H142ZM185 211V212H184ZM194 213H192V212ZM215 211V212H214ZM231 211V212H230ZM245 211V212H244ZM65 212V213H64ZM85 212V213H84ZM142 212V213H141ZM174 212V213H173ZM178 212V213H177ZM188 212V213H187ZM48 213V214H47ZM50 213V214H49ZM74 214L71 215L70 214ZM130 213V214H129ZM136 213V214H135ZM154 213V215H153ZM190 213V215H189ZM202 213V214H201ZM210 213V214H209ZM79 214V215H78ZM81 214V215H80ZM120 214V215H119ZM209 214V215H208ZM250 216H249V215ZM66 215V216H65ZM134 215V216H133ZM146 215V216H145ZM163 215V216H162ZM195 215V216H194ZM201 215V216H200ZM54 216V217H53ZM56 216V217H55ZM70 216V217H69ZM84 216V217H83ZM111 216V217H110ZM138 216V217H137ZM143 218H142V217ZM148 216V217H147ZM162 216V217H161ZM211 216V217H210ZM218 216V217H217ZM41 217V218H40ZM66 217V218H65ZM69 217V218H68ZM193 217V218H192ZM217 217V218H216ZM82 218V219H81ZM111 218V219H109ZM127 218V219H126ZM145 218V220H144ZM178 218V219H177ZM192 218V219H191ZM205 218V219H204ZM215 219V220H214ZM229 219V220H228ZM249 219V220H248ZM44 220V221H43ZM52 220V221H51ZM72 220V221H71ZM76 220V221H75ZM81 220V222L79 221ZM144 222H142V221ZM243 220V222H242ZM49 223H48V222ZM113 221V222H112ZM121 221V222H120ZM141 221V223L139 222ZM162 221V222H160ZM47 222V223H46ZM66 222V223H65ZM73 222V223H72ZM125 222V223H124ZM180 222V224H179ZM186 222V223H185ZM191 222V223H189ZM196 222V223H194ZM218 222V223H217ZM40 223V225H38ZM68 223V224H67ZM74 223H76L74 225ZM82 225H80V224ZM138 223V224H137ZM140 223V224H139ZM147 226H144L146 224ZM188 223V225H187ZM194 223V224H193ZM246 223V224H245ZM57 224V225H56ZM65 224V225H64ZM67 224V225H66ZM70 224V225H69ZM80 226H79V225ZM112 224V225H111ZM143 224V225H142ZM154 224V225H153ZM203 224V225H202ZM261 224V225H260ZM142 225V226H141ZM193 225V226H191ZM200 227H199V226ZM212 225H214L212 227ZM216 225V226H215ZM219 225L222 227V231L220 232ZM247 225V226H246ZM258 225V226H257ZM56 226V228H55ZM183 226V227H181ZM198 226V227H197ZM225 226V227H224ZM233 226V227H232ZM253 226V227H252ZM43 227V228H42ZM70 227V228H69ZM80 227V228H79ZM124 227V228H123ZM144 227V228H143ZM187 227V229H186ZM204 227V229H203ZM208 227V228H207ZM219 227V228H218ZM231 227V228H229ZM55 232L53 231V229ZM105 228V229H104ZM108 231H107V229ZM170 228V229H169ZM178 228V230H177ZM191 228V230H190ZM193 228V229H192ZM227 228V229H226ZM233 228V229H232ZM259 228V229H258ZM80 229V230H79ZM168 229V230H167ZM184 229L187 233L181 232ZM199 229V230H198ZM148 230V231H147ZM171 230V232H170ZM204 230V231H203ZM227 230V232H226ZM229 230V231H228ZM238 230V231H237ZM72 233L70 234V232ZM104 231V232H103ZM131 231V232H130ZM141 231V232H140ZM145 231V232H144ZM185 231V232H186ZM201 231V232H200ZM206 231V232H205ZM215 231V232H214ZM250 231V232H249ZM261 231V232H260ZM55 234H54V233ZM101 234H99V233ZM110 232V233H108ZM127 232V233H126ZM175 232V233H174ZM241 232V233H240ZM74 233V234H73ZM133 233V234H132ZM142 235H141V234ZM197 233V234H196ZM263 233V234H262ZM68 234V235H67ZM78 234V235H77ZM117 234V235H116ZM120 234V236L118 235ZM135 234V236H134ZM148 234V235H147ZM186 236H185V235ZM188 234V235H187ZM209 234V235H208ZM54 235V236H53ZM72 235V236H71ZM80 235V236H79ZM98 235V236H97ZM226 235V236H225ZM65 236V237H66ZM78 236V237H77ZM87 236V238H86ZM89 236V237H88ZM104 236V238L102 237ZM118 236V238L116 237ZM137 236V237H136ZM144 236V238H143ZM148 236V237H147ZM176 236V237H175ZM184 236V237H182ZM193 236V237H192ZM211 236V237H210ZM243 238H242V237ZM256 236V237H255ZM87 241H85L86 239ZM134 237H136L134 239ZM140 237V238H139ZM146 237V238H145ZM195 237V238H194ZM215 237V238H214ZM52 238V239H51ZM54 238H56L54 240ZM83 238V239H82ZM148 238V239H147ZM194 238V239H193ZM197 238V239H196ZM219 238V239H218ZM239 238V239H238ZM247 238V239H246ZM83 241H81V240ZM89 239V240H88ZM121 239V240H120ZM146 239V240H145ZM187 239V240H186ZM193 239V240H192ZM196 239V240H195ZM241 239V240H240ZM244 239V240H243ZM246 239V240H245ZM254 239V241H253ZM52 240V241H50ZM54 240V242H53ZM125 242H124V241ZM128 240V241H127ZM133 240V241H132ZM219 240V241H217ZM239 240V241H238ZM251 240V241H250ZM117 241V242H116ZM58 242V243H56ZM80 242H84L83 244H80ZM105 242V241H104ZM124 242V243H123ZM134 242V243H133ZM191 242V243H190ZM211 242V243H210ZM235 242V243H234ZM237 242V243H236ZM87 243V244H86ZM127 243V244H126ZM190 243V244H189ZM204 243V244H203ZM244 243V245H243ZM56 244V245H55ZM126 244V245H125ZM137 244V245H136ZM251 244V246H250ZM253 244V245H252ZM144 245V246H143ZM172 245V246H171ZM190 245V246H189ZM196 245V246H194ZM226 245V246H225ZM56 246V247H54ZM110 246V247H109ZM184 246V247H183ZM209 246V247H208ZM232 246V247H231ZM248 248H246V247ZM106 247V248H105ZM131 247V248H130ZM140 247V248H139ZM207 247V249H206ZM216 247V248H215ZM225 247V248H224ZM241 247V248H240ZM67 246L65 247V249ZM103 248V249H102ZM109 248V249H108ZM123 248V249H122ZM129 248V249H127ZM138 248V249H137ZM187 248V249H186ZM195 248V249H194ZM205 248V249H204ZM224 248V249H223ZM233 248V249H232ZM235 248V249H234ZM55 249V250H53ZM85 249V250H84ZM96 249V250H95ZM100 249V250H99ZM140 249V250H139ZM159 249V250H158ZM216 249V250H215ZM231 249V250H230ZM247 249V250H246ZM53 250V251H51ZM139 250V252H138ZM142 250V251H141ZM223 250V251H222ZM228 250V251H227ZM90 251V252H89ZM133 253H132V252ZM162 251V252H161ZM167 251V252H166ZM193 251V252H192ZM217 251V253H216ZM253 251V252H251ZM263 251V252H262ZM69 253L70 251H64ZM84 252V254L82 253ZM90 254H89V253ZM92 252V254H91ZM147 252V253H146ZM172 252V253H171ZM203 252V253H202ZM251 252V253H249ZM96 254L93 256V254ZM197 253V254H196ZM131 254V255H130ZM179 254V255H178ZM216 254V255H215ZM231 254V255H230ZM79 255L82 257H79ZM91 257L88 258L89 256ZM138 255V256H137ZM214 255V256H213ZM230 255V256H229ZM235 255V256H234ZM238 255V256H237ZM245 255V256H244ZM93 256V258H92ZM147 256V257H146ZM150 256V257H149ZM167 256V258H166ZM180 256V257H179ZM79 258L77 262L75 259ZM127 257V258H126ZM135 257V258H134ZM138 257V258H137ZM88 258V259H87ZM125 258V259H124ZM155 258V260H154ZM166 258V259H165ZM214 258V260H213ZM97 259V260H96ZM106 259V260H105ZM128 259V260H127ZM135 259V260H134ZM146 259V260H145ZM149 259V260H148ZM168 259V260H167ZM173 259V260H172ZM190 259V260H189ZM201 259V260H199ZM247 259V260H246ZM90 260V261H89ZM109 260V261H108ZM254 260V261H253ZM74 261V262H73ZM94 261V263H93ZM51 262V261H50ZM66 262V264H68ZM90 262V263H89ZM98 262V263H97ZM152 262V263H151ZM158 262V263H157ZM168 262V263H167ZM174 262V263H173ZM213 262V263H212ZM37 264H47V262H36ZM33 263V264H36ZM71 263V264H72ZM32 264V263H31Z\"/></svg>", "mask_w": 264, "mask_h": 264}, {"label": "bare ground", "instance_id": "6f19581e", "mask_svg": "<svg viewBox=\"0 0 264 264\" xmlns=\"http://www.w3.org/2000/svg\"><path fill=\"white\" fill-rule=\"evenodd\" d=\"M57 1H59V2H62L63 0H0V38H1V36H4V35H2V33L3 34H7L6 36H5V38H3V39H0V46L3 44L4 45V43H6V41L8 40V39H10V37L13 35V34H16V38L13 40V42L11 43L10 42V44L11 45H9V46H11V48L13 49V47L15 46V45H17V43H19V42H22V41H28V40H32V41H39L40 43H41V45H40V47H38V49H37V51H42V52H44L45 50H46V45H48V44H51L52 43V37H50V34L52 33V30L49 28V27H44V26H42V22L43 21H45L46 19L48 20V19H52L50 16H59V17H63V19L60 21V22H63L62 23V25H66V23L68 22V18H67V16L68 15H70L69 14V11L68 10H66V9H60L58 6H57ZM84 2H85V4L87 3L85 0H83ZM82 1V2H83ZM124 1H126V0H114V1H112V3H111V5L108 7V9H106V11H104V10H101L102 9V7L99 9L100 11H96L97 12V14H95L94 13V15L92 14V16H90L91 17V19L90 20H88V21H84L86 24H87V30H83L82 31V34H81V36H79L80 38L82 37V39L84 38L85 40H95L94 42H96L97 43V45H96V47H97V50H94V51H100L101 49H103V47H102V44H103V42L100 40V38H105V37H107V34H111V35H113V36H115L116 38H118V37H121V36H125L126 34H128V29L129 28H132V26L131 27H129L130 26V24H129V22H128V19H127V15L128 14H130L132 11V8L135 6L134 4H132V3H129L127 6H126V3H124ZM137 1V0H136ZM150 1H152V0H150ZM220 1V0H219ZM69 3H74V0H70V1H68ZM77 2V1H76ZM75 2V3H76ZM78 2H80L79 0H78ZM104 3L106 2V1H103ZM110 2H111V0H110ZM156 2H158V1H156ZM166 2H168V1H166ZM215 2V1H214ZM45 3H47V4H45ZM108 3V2H107ZM123 3H124V5H123ZM178 3V2H177ZM193 3V2H192ZM81 4V3H80ZM88 4V3H87ZM86 4V5H87ZM98 4V3H97ZM141 4V3H140ZM148 4V3H147ZM146 4V5H147ZM149 4H150V2H149ZM158 4V3H157ZM162 4V3H161ZM167 4H169V3H167ZM215 4H216V2H215ZM220 4V3H219ZM222 4V3H221ZM61 5V4H60ZM66 5V4H65ZM85 5V6H86ZM92 5V4H91ZM99 5V4H98ZM106 5V4H105ZM122 5V6H121ZM153 5H155V4H153ZM159 5V4H158ZM164 5V4H163ZM180 5H181V3H180ZM190 5V4H189ZM81 6V5H80ZM124 6V8L122 9L121 7H123ZM168 6H170V5H168ZM196 6V5H195ZM75 7V6H74ZM90 7V6H89ZM105 7H107V6H105ZM146 6H144V8H145ZM154 7V6H153ZM152 6H151V8H153ZM181 7V6H180ZM184 8H185V6H183ZM187 7V6H186ZM77 8V7H76ZM80 7L78 6V9H79ZM121 8V9H120ZM148 8V7H147ZM146 8V9H147ZM155 8V7H154ZM188 8H189V6H188ZM202 8V7H201ZM205 8V7H204ZM230 8V7H229ZM260 8V7H259ZM89 9V8H88ZM187 9V8H186ZM190 9V8H189ZM188 9V10H189ZM264 9V8H263ZM91 10V9H90ZM94 10V9H93ZM135 10V9H134ZM149 10H150V7H149ZM178 10V9H177ZM200 10V9H199ZM86 11V10H85ZM159 11V10H158ZM170 11V10H169ZM175 11V10H174ZM182 11V10H181ZM213 11V10H212ZM224 11V10H223ZM73 12V11H72ZM72 12H70V13H72ZM83 12V11H82ZM90 12V11H89ZM94 12V11H93ZM135 11H133V13H134ZM143 12V11H142ZM152 12V11H151ZM166 12V11H165ZM201 12V11H200ZM260 12V11H259ZM78 13V12H77ZM80 13H81V11H80ZM92 13V12H91ZM90 13V14H91ZM84 14H87V13H85L84 12ZM135 14H137V13H135ZM143 14H144V12H143ZM151 14V13H150ZM154 14V13H153ZM157 14H158V12H157ZM163 14V13H162ZM161 13H160V15H162ZM186 14V13H185ZM72 15V14H71ZM145 15H147V16H149L148 14H145ZM73 16V15H72ZM77 16V15H76ZM86 16V15H85ZM133 16H135V15H133ZM156 16V15H155ZM158 16H159V14H158ZM157 16V17H158ZM196 16H197V14H196ZM225 16V15H224ZM263 16V15H262ZM81 18V16L79 15L78 16V18ZM83 17V16H82ZM143 17L145 18V16L143 15ZM184 17V16H183ZM226 17V16H225ZM131 18V17H130ZM142 18V17H141ZM182 18V17H181ZM208 18V17H207ZM224 18V17H223ZM232 18H234V17H232ZM246 18V17H245ZM133 19V18H132ZM135 19V18H134ZM138 19V18H137ZM160 19V18H159ZM172 19V18H171ZM59 20H60V18H59ZM142 20V19H141ZM162 20V19H161ZM179 20V19H178ZM190 20V19H189ZM208 20V19H207ZM224 20V19H223ZM79 22H80V20H78ZM132 21H134V20H132ZM143 21V20H142ZM159 21V20H158ZM173 21V20H172ZM184 21V20H183ZM240 21V20H239ZM69 22H72V21H69ZM135 22V21H134ZM144 22V21H143ZM143 22H141V23H143ZM147 22V21H146ZM151 22V21H150ZM205 22V21H204ZM245 22V21H244ZM75 23V22H74ZM78 23V22H77ZM76 23V24H77ZM83 23V22H82ZM84 23V24H85ZM168 23V22H167ZM180 23V22H179ZM189 23V22H188ZM223 23V22H222ZM228 23H230V22H228ZM242 23V22H241ZM261 23V22H260ZM263 23V22H262ZM48 24V23H47ZM53 24V23H52ZM70 24V23H69ZM145 24V23H144ZM148 24V23H147ZM191 24V23H190ZM190 24H189V26H190ZM51 25V24H50ZM62 25H59V24H57V25H55V26H57V27H59V26H62ZM68 25V24H67ZM72 25V24H71ZM131 25H133V24H131ZM138 25V24H137ZM182 25V24H181ZM225 25V24H224ZM248 25V24H247ZM252 25V24H251ZM11 27L12 28V30L10 29V32H6V30H7V28H4V27ZM52 26V25H51ZM74 26V25H73ZM76 26H80V25H76ZM82 26V25H81ZM136 26V25H135ZM176 26V25H175ZM180 26V25H179ZM188 26V27H189ZM209 26V25H208ZM246 26V25H245ZM68 27V26H67ZM83 27V26H82ZM167 28H168V26H166ZM192 27V26H191ZM191 27H189V28H191ZM74 28V27H73ZM77 28V27H76ZM176 28V27H175ZM209 28V27H208ZM245 28V27H244ZM260 28V27H259ZM6 29V30H5ZM81 29V28H80ZM83 29H85L84 27H83ZM136 30L138 29V28H135ZM134 29V30H135ZM182 29V28H181ZM232 29H234V28H232ZM253 29V28H252ZM65 30V29H64ZM66 30H67V28H66ZM72 30V29H71ZM129 30H133V29H129ZM145 30H148V29H145ZM189 30V29H188ZM246 30V29H245ZM79 31V30H78ZM139 31H141V28H140V30ZM143 31V30H142ZM165 31V30H164ZM173 31V30H172ZM175 31V30H174ZM180 31V30H179ZM224 31V30H223ZM262 31V30H261ZM61 32V31H60ZM138 32V31H137ZM167 32V31H166ZM183 33L185 32V31H182ZM187 32H189V31H187ZM205 32V31H204ZM207 32V31H206ZM212 32V31H211ZM254 32V31H253ZM252 32V33H253ZM69 33H70V31H69ZM77 32H75V34H76ZM79 33H80V31H79ZM85 33V34H84ZM87 33V34H86ZM140 33V32H139ZM144 33V32H143ZM152 33V32H151ZM154 33H157V32H154ZM181 33V32H180ZM189 33H192V32H189ZM215 33V32H214ZM254 33H256V32H254ZM63 34H64V32H63ZM63 34H61V35H63ZM73 34V33H72ZM71 35L69 38H68V36H67V38H66V36L64 37L65 39H67V42H69L68 40H71L69 43H71L72 45H74V48H78V49H80V48H83V49H81V50H84L85 49V46L83 47V45H84V41L85 40H78L79 38H77V36L76 35ZM134 34V33H133ZM133 34H131V35H133ZM170 35H173V34H171V33H169ZM202 34V33H201ZM208 34V33H207ZM217 34V33H216ZM226 34V33H225ZM233 34V33H232ZM235 34H236V32H235ZM249 34V33H248ZM247 34V35H248ZM260 34V33H259ZM262 34H264V33H262ZM262 34H261V36H262ZM54 36H55V34H53ZM52 35V36H53ZM59 35V34H58ZM57 34H56V36H58ZM69 35V34H68ZM77 35H79V34H77ZM110 35V36H111ZM130 35V34H129ZM140 35V34H139ZM143 35V34H142ZM141 35V36H142ZM155 35V34H154ZM154 35H152V36H154ZM170 35H169V37H161L159 40H161V43L163 44L162 46H163V48H160V49H165V48H168V50H170V49H172V47H174V46H172V45H174V44H176V41L174 42V44H173V37H170ZM176 35V34H175ZM184 35V34H183ZM253 35V34H252ZM54 36H53V39H54ZM55 36V37H56ZM127 36V35H126ZM137 36V35H136ZM190 36H192V35H190ZM200 36V35H199ZM209 36H210V34H209ZM208 36V37H209ZM212 36V35H211ZM235 36V35H234ZM259 36V35H258ZM112 37V36H111ZM130 37V36H129ZM133 37H134V35H133ZM138 37V36H137ZM175 37V36H174ZM188 37V36H187ZM221 37V36H220ZM243 37V36H242ZM57 38V37H56ZM55 38V39H56ZM123 38V37H122ZM126 38H128V37H126ZM125 38V39H126ZM131 38V37H130ZM141 37L139 36V39H140ZM159 38V37H158ZM176 38V37H175ZM263 38V37H262ZM51 39V40H50ZM60 39V38H59ZM63 39V38H62ZM107 39H108V37H107ZM113 39V38H112ZM138 39V38H137ZM147 39V38H146ZM179 39V38H178ZM183 39V38H182ZM185 39V38H184ZM188 39H190V37H188ZM213 39H215L214 38V36H213ZM251 39V38H250ZM97 40H100L102 43L100 44L99 43V41H97ZM110 40V39H109ZM114 40V39H113ZM128 40H129V38H128ZM132 40H134V38L132 39ZM141 40V39H140ZM153 40V39H152ZM158 40V39H157ZM181 40V39H180ZM239 40V39H238ZM56 41V40H55ZM62 41V40H61ZM105 41V40H104ZM111 41V40H110ZM135 41V40H134ZM146 41V40H145ZM183 41V40H182ZM186 41H187V39H186ZM208 41V40H207ZM236 41V40H235ZM252 41V40H251ZM261 41V40H260ZM260 41H258V42H260ZM57 42H58V40H57ZM60 42V41H59ZM64 42H65V40H64ZM86 42V41H85ZM113 42V41H112ZM112 42H110V43H112ZM119 42V41H118ZM125 42H127L126 40H125ZM132 42V41H131ZM159 42V44H160V41H158ZM179 42V41H178ZM177 42V43H178ZM218 42H219V39H218ZM220 42H221V40H220ZM225 42V41H224ZM258 42H256V43H258ZM25 43V42H24ZM29 43V42H28ZM27 43V44H28ZM61 44H63V42H60ZM68 43V44H69ZM91 43H93V42H91ZM104 43H106V42H104ZM114 43V42H113ZM190 43V42H189ZM188 43V44H189ZM198 43V42H197ZM20 44V43H19ZM54 44V43H53ZM57 44V43H56ZM59 44V43H58ZM57 44V45H58ZM67 44V45H68ZM90 44V43H89ZM118 44V43H117ZM123 44L124 45H126V43H124V41H123ZM129 44V43H128ZM148 44H151V43H148ZM153 44V43H152ZM181 44V43H180ZM216 44V43H215ZM218 44V43H217ZM221 44V43H220ZM236 44V43H235ZM239 44V43H238ZM258 44H260V43H258ZM21 45V44H20ZM29 45V44H28ZM30 45H32V44H30ZM60 45V44H59ZM87 45V44H86ZM105 45V44H104ZM114 45V44H113ZM124 45H122L121 46V50H116V49H114L115 51H112V52H110V53H108L106 50H105V48H104V52L106 51L107 53H108V55L110 56L109 57V64H110V66L108 67L109 68V75L106 77V82H108L109 80H111V79H114V78H116V77H123V76H126V75H128V76H135V79H136V75L135 74H139V73H141L142 74V72H137V73H135L136 72V70H135V67L134 66H132V64H127V65H125V58L127 57V55H126V57H124V54L125 53H127V50H128V48L126 49H124ZM177 45V44H176ZM182 45V44H181ZM184 45V44H183ZM207 45V44H206ZM230 45V44H229ZM255 45V44H254ZM54 46V45H53ZM65 46V45H64ZM70 46V45H69ZM88 46V45H87ZM187 46V45H186ZM224 46V45H223ZM227 45H225V47H226ZM262 46V45H261ZM22 47V46H21ZM37 47V46H36ZM63 47V46H62ZM72 47V46H71ZM115 47V46H114ZM122 47H123V49H122ZM139 47H140V45H139ZM138 47V48H139ZM159 47V46H158ZM179 47H180V45H179ZM178 47V48H179ZM184 47V46H183ZM198 47V46H197ZM228 47H230V46H228ZM251 47V46H250ZM8 48H10V47H8ZM69 48V47H68ZM90 47H86V49H87V51H88V53H87V51L84 53L85 55H83L82 57H80V58H82L81 60H82V62H81V64H80V66H76V70H75V68H74V70L73 71H71L70 72V70H67L66 69V67L64 68L65 70H67V71H69V73H67V71H65L64 69V74L65 75H67L66 77L65 76H62L61 78H54V79H56L58 82H60V88H61V90L62 89H71V90H73L72 88H74V89H76V88H80V87H82L85 83H87V81H88V79H89V77H90V73L92 72V69H91V65L89 66V64H92L93 66H94V64H95V62L93 61L94 59H95V52L94 53H92V52H90L91 51V49L93 48H91L90 49V51L88 50ZM134 48H135V46H134ZM146 48V47H145ZM147 48H148V46H147ZM155 48V47H154ZM188 48V47H187ZM201 48V47H200ZM224 48V47H223ZM235 48V47H234ZM252 48H254V46L252 47ZM261 48V47H260ZM51 49H53V47L51 48ZM56 49V48H55ZM69 49H71V48H69ZM85 49V50H86ZM93 49H95V48H93ZM92 49V50H93ZM118 49H119V47H118ZM132 49V48H131ZM180 49V48H179ZM182 49V48H181ZM189 49V48H188ZM226 49V48H225ZM259 49V48H258ZM7 50V49H6ZM9 50V49H8ZM50 50V48H48V50H46V52H48ZM57 50V49H56ZM109 50V49H108ZM113 50V49H112ZM142 50H145V49H142ZM148 50V49H147ZM154 50V49H153ZM174 50V49H173ZM217 50V49H216ZM237 50V49H236ZM243 50V49H242ZM253 50H255V49H253ZM261 50V49H260ZM259 50V51H260ZM51 51V50H50ZM49 51V52H50ZM76 51V50H75ZM134 51V50H133ZM135 51H137V50H135ZM150 51V50H149ZM155 51V50H154ZM175 51V50H174ZM178 51V50H177ZM194 51V50H193ZM207 51V50H206ZM229 51H232V50H229ZM262 51V50H261ZM12 52V51H11ZM19 52V51H18ZM22 52V51H21ZM49 52H48V54H43L42 55V53H41V55H40V58L38 59L37 58V56L35 57V58H37L39 61L37 62L38 63V65H39V67L37 66V65H35V61H33V62H31V60L30 59H32V57L34 58V56L33 55H37V54H39L40 52H36L35 54H31V55H28L29 53H30V51H29V49H27L26 51H23L22 53H17L16 51L15 52H13V53H10V54H8L9 56L7 57V61L6 62H4V60L2 59L3 58V55H5L7 52L5 51V52H2V50L0 49V91H3L4 89H5V93L7 94V95H0V264H33V263H36V262H47V264H66V262H67V260H69V261H72L73 259H71L70 260V258L71 257H73L75 254L77 255V253H79L80 252V249L81 248H83V246H81V245H79L78 246V242H76V240L74 241V239H72V238H70V237H68V236H66V234H65V236H63V230H65L64 228H67L66 226H63V219H64V217H63V211H64V209H65V207H64V196L66 195V194H69V195H72V198L70 199V200H72L71 202L73 203V204H77V203H82V202H87V201H89V200H93L92 199V195L94 194V193H96V192H98L99 191V196L102 198V199H106V198H108V197H110V196H115V195H117V189L115 190L114 189V186H113V184H112V182L109 180V179H106V180H104V178L101 176V175H98V174H94V173H87V172H84V171H82L81 169V171H79L80 172V174H76V173H72L71 171L70 172H67L66 173V171H65V173L64 174H62L61 176H63V175H65L64 176V179H66L65 181H63V182H59V178H60V176L58 175V172H61V169H63L64 167L62 166V165H60L61 167H63V168H61V169H59L60 171H58V172H56L57 174H55V173H53L52 171L54 170V168H55V166H56V163H54L55 161H56V159H55V161L54 160H51L50 158H52L53 157V155H52V153H53V151H54V153L56 152V150H58V149H60L61 148V146L63 145V143H62V139L60 138L61 137V135L63 134V127H64V125H63V123L61 122V121H58V119H59V117H61V116H59V117H57V121L58 122H61V123H59L58 124V122L57 121H55L54 119H56L55 117H53L54 116V114H57V111H56V109L59 107V106H56V105H51V104H49V100H48V98L50 99V97H48V95L49 94H47V92L49 91V89L50 88H52V87H49L50 85H48V86H42L41 84H38L39 82H36V79H38L37 77L40 75V74H43V78L44 79H46V77H47V75H49V74H47L48 72L50 73V71H52V72H54V71H56V70H54L53 71V66L54 65H57V63H58V65H59V63H61V65H65V64H63L66 60H68L69 59V61H72L70 58H72V56H70V54H71V52H70V54H68V52L67 51H65V49H64V51H63V54L61 55L62 56V61L61 60H59V58H58V56H56L55 54H49ZM53 52V51H52ZM59 52V51H58ZM58 52H57V54H58ZM61 52V51H60ZM81 52V51H80ZM83 52V51H82ZM81 52V53H82ZM103 52V51H102ZM138 52V51H137ZM143 52V51H142ZM148 52V51H147ZM147 52H144V53H147ZM157 52V51H156ZM160 53L162 52L163 53V51H159ZM159 52H158V54H159ZM170 52V51H169ZM173 52V51H172ZM172 52L171 53H169V57L171 56V54H172ZM180 52H181V50H180ZM183 52V51H182ZM212 52V51H211ZM253 52V51H252ZM72 53H74V52H72ZM98 53V52H97ZM107 53H105V54H107ZM138 53H140V52H138ZM175 53V52H174ZM184 53H186V52H183V54ZM194 53V52H193ZM229 53V52H228ZM236 53V52H235ZM255 53H256V51H255ZM259 53H261V52H259ZM264 53V52H263ZM262 53V54H263ZM60 54V53H59ZM141 54V53H140ZM150 52L149 53H147V55H145L146 56V58H145V60H144V62H146V64L149 62L151 65H153V61H152V55H151V57H150ZM157 54V55H158ZM165 54V53H164ZM178 54V53H177ZM182 54V53H181ZM196 54V53H195ZM202 54V53H201ZM97 55H99V54H97ZM102 55V54H101ZM129 55V54H128ZM156 55V54H155ZM175 55V54H174ZM180 55V54H179ZM185 55V54H184ZM183 55V56H184ZM193 55V54H192ZM214 55V54H213ZM212 55V56H213ZM236 55V54H235ZM234 55V56H235ZM258 55V54H257ZM70 56V57H69ZM79 56L80 55H78V58H79ZM107 56V55H106ZM106 56L104 57V58H106ZM138 56V55H137ZM182 56V55H181ZM180 56V57H181ZM188 56V55H187ZM197 56V55H196ZM219 56V55H218ZM76 57V56H75ZM98 57V56H97ZM130 57V56H129ZM128 57V59H130ZM140 57V56H139ZM156 57V56H155ZM159 57H160V55H159ZM158 57V58H159ZM176 57V56H175ZM174 57V58H175ZM178 57V56H177ZM179 57V58H180ZM199 57V56H198ZM232 57V56H231ZM230 57V58H231ZM236 57V56H235ZM244 57V56H243ZM252 57V56H251ZM254 57V56H253ZM258 57H259V55H258ZM260 57H261V55H260ZM5 58V57H4ZM77 58V57H76ZM77 58V59H78ZM102 58V57H101ZM103 58V59H104ZM108 58V57H107ZM136 58V57H135ZM189 58V57H188ZM191 58V57H190ZM195 58V57H194ZM245 58V57H244ZM249 58V57H248ZM127 59V58H126ZM127 59V60H128ZM154 59V58H153ZM156 59V58H155ZM163 59H166V58H163ZM246 59V58H245ZM263 59V58H262ZM3 60V61H2ZM30 60V61H29ZM73 60H74V57H73ZM96 60V59H95ZM105 60V59H104ZM103 60V61H104ZM126 60V61H127ZM132 60H133V57H132ZM191 60V59H190ZM189 60V61H190ZM255 60V59H254ZM28 61V62H27ZM93 61V62H92ZM107 61V60H106ZM131 61V60H130ZM134 61V60H133ZM140 61V60H139ZM165 61H167V60H165ZM173 61H175V60H173ZM177 61L178 62H180L179 61V59H177ZM188 61V60H187ZM186 61V62H187ZM228 61V60H227ZM249 61H251V59L249 60ZM253 61V60H252ZM261 61V60H260ZM33 63L36 67H38V68H36V69H30V70H32V71H26V67H25V65L27 64V63ZM40 62V63H39ZM73 63L75 62V61H72ZM99 62V61H98ZM128 62V61H127ZM136 62H138V61H136ZM156 62V61H155ZM159 62V61H158ZM178 62H177V64H178ZM216 62V61H215ZM237 62V61H236ZM248 62V61H247ZM75 63H77V62H75ZM75 63H74V65H75ZM77 63V65H79ZM94 63V64H93ZM105 63V62H104ZM108 63V62H107ZM132 63H134V62H132ZM161 63V62H160ZM159 63V64H160ZM182 63H183V61H182ZM181 63V64H182ZM217 63V62H216ZM254 63H255V61H254ZM256 63L258 64V63H261V62H259V61H256ZM51 64V67H49L48 65H50ZM87 65L85 68L82 66V65ZM99 64H100V62H99ZM149 64V65H150ZM164 64V63H163ZM169 64V63H168ZM170 64H171V62H170ZM176 64V63H175ZM185 64V63H184ZM191 64V63H190ZM263 64V63H262ZM261 64V65H262ZM30 65V64H29ZM57 65V66H58ZM96 65V64H95ZM105 65V64H104ZM144 65V64H143ZM157 65V64H156ZM165 65V64H164ZM187 65H189V64H187ZM252 65V64H251ZM255 66H256V64H254ZM254 65H253V67H254ZM260 65V64H259ZM258 65V66H259ZM31 66V65H30ZM33 66V65H32ZM31 66V67H32ZM71 66V65H70ZM73 66V65H72ZM89 66V67H88ZM157 66H159V65H157ZM161 66V65H160ZM166 66V65H165ZM177 66V65H176ZM175 66V67H176ZM184 66V65H183ZM192 66V65H191ZM244 67H245V65H243ZM250 66V65H249ZM263 66V65H262ZM56 67V66H55ZM59 67V66H58ZM60 67H62V66H60ZM59 67V68H60ZM64 67V66H63ZM69 67V65L67 66V68ZM99 67V66H98ZM105 67V66H104ZM140 67V66H139ZM142 67V69H143V66H141ZM146 67V66H145ZM145 67H144V71H145ZM154 67V66H153ZM188 67V66H187ZM247 67H248V65H247ZM257 67V66H256ZM260 67V66H259ZM28 68H29V66H28ZM35 68V67H34ZM70 68V67H69ZM68 68V69H69ZM157 68H159V67H157ZM161 68H162V66H161ZM169 68V67H168ZM177 69L179 68V67H176ZM191 68V67H190ZM250 68H252V67H250ZM264 68V67H263ZM98 69V68H97ZM160 69V68H159ZM163 69H165V68H163ZM176 69V70H177ZM181 69V68H180ZM195 69V68H194ZM242 69V68H241ZM257 69V68H256ZM61 70H62V68H61ZM62 70V71H63ZM100 70V69H99ZM156 70V69H155ZM174 70V69H173ZM179 70V69H178ZM182 70V69H181ZM184 70V69H183ZM249 70H251V69H249ZM258 70V69H257ZM260 70V69H259ZM59 71V70H58ZM96 71V70H95ZM163 71V70H162ZM161 71V72H162ZM187 71V70H186ZM216 71V70H215ZM261 71V70H260ZM60 72V71H59ZM94 72V71H93ZM107 72V71H106ZM159 72V71H158ZM165 72V71H164ZM167 72H169V71H167ZM174 72H175V70H174ZM180 72V71H179ZM189 72V71H188ZM240 72H242L244 75L245 74H247V73H245V68L244 69H242V70H240ZM247 72V71H246ZM250 72V71H249ZM259 72V71H258ZM262 72V71H261ZM260 72V73H261ZM55 73H57V72H55ZM54 73V74H55ZM63 73H61V74H63ZM163 73V72H162ZM161 73V74H162ZM171 73V72H170ZM173 73V72H172ZM183 73V72H182ZM61 74H60V76H61ZM99 74V73H98ZM108 74V73H107ZM158 74H160V73H158ZM165 74V73H164ZM175 74H177V73H175ZM185 74V73H184ZM204 74V73H203ZM236 73L234 72V74H233V80H231V81H233V83H232V85H230L231 86V88H230V96H228L229 97V99L227 100L228 101V106L226 107L225 106V108H223L222 107V104H221V107L219 106L218 108H213L212 109V113L213 112H215V113H223L224 111H227L226 113V115H228V113H231L232 111H234L235 109V106H236V104L238 103L236 100L237 99H239L240 98V96L243 94L242 93V86H243V81L244 80H242V79H240L241 78V76L240 77H238V78H236V75H235ZM240 74V73H239ZM258 74V73H257ZM57 75V74H56ZM143 75H145L144 73H143ZM168 75H169V73H168ZM171 75V74H170ZM173 75V74H172ZM171 75V76H172ZM241 75V74H240ZM255 75V74H254ZM253 75V76H254ZM53 76V75H52ZM151 78V76L150 75H145V77H147V78H149V77ZM174 76H176V75H174ZM173 76V77H174ZM179 76V75H178ZM182 76V75H181ZM186 76V75H185ZM219 76V75H218ZM259 76V75H258ZM260 76H261V74H260ZM260 76H259V79H260ZM96 77H97V75H96ZM145 77H143V78H145ZM162 77V76H161ZM172 77V78H173ZM183 77V76H182ZM250 77V76H249ZM49 78H50V75H49ZM52 78V77H51ZM118 78H116V79H118ZM129 78V77H128ZM127 78V79H128ZM139 78H142V76L140 77L139 76ZM138 78V79H139ZM146 78V79H147ZM149 78V80H151ZM163 78V82H162V84H161V82L159 83V84H156V85H153V84H150V83H148L147 82V85L143 88V86H142V84H140L138 87H136V90L138 91V93H139V95H141L142 96V94H141V92H143L144 91V89H145V91L143 92V93H147V95H148V97H151V98H147V96H146V98H147V100H146V98H145V100H146V103L144 102L143 103V105H144V107L146 108V109H149V110H151V109H155V110H153V111H155L154 113H157L158 111H156V109H158V110H162V109H164V108H166V107H168L169 106V98L167 99L168 101H159V102H157V100H155L154 99V97H155V95H154V97H152L151 95L153 94V91H155V89H157V88H159L160 86H162V85H165V86H167L166 84L168 83V80H169V76H163L162 77ZM176 78H177V76H176ZM183 78H185V77H183ZM243 78V77H242ZM248 78V77H247ZM263 78H264V76H263ZM53 79V78H52ZM123 79H125V78H123ZM181 79V78H180ZM219 79V78H218ZM221 79V78H220ZM39 80V79H38ZM41 80H42V78H41ZM148 80V79H147ZM193 80V79H192ZM191 80V81H192ZM198 80V79H197ZM249 80V79H248ZM252 80V79H251ZM251 80H249V81H251ZM44 81V80H43ZM55 81V80H54ZM56 81V82H57ZM122 81V80H121ZM156 81V80H155ZM176 81V80H175ZM180 81V80H179ZM201 81V80H200ZM248 81V82H249ZM253 81H254V79H253ZM259 81V80H258ZM49 82V81H48ZM143 82V81H142ZM159 82V81H158ZM171 82V81H170ZM176 82H178V80L176 81ZM176 82H175V84H176ZM189 82H190V80H189ZM195 82V81H194ZM223 82V81H222ZM239 82V85L237 84ZM247 82V83H248ZM252 82V81H251ZM262 82V81H261ZM16 83V84H15ZM50 83V82H49ZM105 83V82H104ZM152 83V82H151ZM164 83H166V84H164ZM181 83V82H180ZM216 83V82H215ZM244 83H245V81H244ZM253 83V82H252ZM255 83V82H254ZM92 84V83H91ZM108 84V83H107ZM155 84V83H154ZM171 84H173L172 82L170 83V85ZM217 84V83H216ZM257 84V83H256ZM259 84V83H258ZM258 84H257V86H258ZM45 85V84H44ZM54 85H58V83L57 84H54ZM90 85V84H89ZM114 85V84H113ZM121 85V84H120ZM136 85H138V83H136ZM177 85V84H176ZM188 85V84H187ZM245 85V84H244ZM250 85V84H249ZM253 85V84H252ZM52 86H53V84H52ZM94 86V85H93ZM103 86V85H102ZM112 86V85H111ZM127 86H129V85H127ZM165 86H164V88H165ZM178 86V85H177ZM191 86V85H190ZM213 86V85H212ZM254 86V85H253ZM257 86H255L256 88H257ZM43 87H45V88H43ZM54 87V86H53ZM91 87H92V85H91ZM118 87V86H117ZM186 87H188V86H186ZM195 87V86H194ZM223 87V86H222ZM221 87V88H222ZM254 87V88H255ZM57 87H55V89L53 90V91H55V90H57L56 89ZM58 88H59V86H58ZM88 88H89V86H88ZM114 88V87H113ZM112 88V89H113ZM134 88V87H133ZM167 89H168V87H166ZM172 88V87H171ZM175 88V87H174ZM173 88V89H174ZM182 88V87H181ZM202 88V87H201ZM205 88V87H204ZM210 88V87H209ZM246 88V90H247V87H245ZM244 88V89H245ZM251 88V87H250ZM259 88V87H258ZM1 89H3V90H1ZM87 89V88H86ZM107 89V88H106ZM109 89V88H108ZM117 89V88H116ZM127 89V88H126ZM163 89V88H162ZM220 89V88H219ZM252 89V88H251ZM51 90V89H50ZM52 90L51 91H49V92H52ZM84 90V89H83ZM103 90V89H102ZM216 90H217V88H216ZM222 90V89H221ZM248 90H249V86H248ZM254 90V89H253ZM252 90V91H253ZM57 91H59V90H57ZM106 91V90H105ZM135 91V90H134ZM137 91H135V92H137ZM211 90H209V92H210ZM251 91V90H250ZM48 92V93H49ZM78 92V91H77ZM93 92V91H92ZM114 94L113 95H115V96H117L118 97V94L120 93H118L117 92V90H115L114 89V91H112ZM122 92V91H121ZM169 92V91H168ZM175 92V91H174ZM258 92H260L259 90H258ZM257 92V90H256V93H258ZM2 93V92H1ZM73 93V92H72ZM82 93H85V92H82ZM90 93V92H89ZM89 93H88V95H89ZM105 93V92H104ZM109 93V92H108ZM111 93V92H110ZM130 93V92H129ZM170 93V92H169ZM184 93V92H183ZM207 93V92H206ZM224 93V92H223ZM226 93H228V92H226ZM248 93V92H247ZM247 93H246V95H247ZM51 94V93H50ZM85 94H87V93H85ZM91 94V93H90ZM97 94V93H96ZM132 94V93H131ZM173 94V93H172ZM196 94H198V93H196ZM208 94V93H207ZM215 94V93H214ZM249 94V93H248ZM250 94H252V93H250ZM261 94V93H260ZM259 94V95H260ZM57 95V94H56ZM62 95H63V93H62ZM120 95V94H119ZM123 95V94H122ZM132 95H134V94H132ZM144 95H146V94H144ZM205 95V94H204ZM213 95V94H212ZM233 95H235V98H233L232 99V97H233ZM55 96V95H54ZM58 96V95H57ZM125 96V95H124ZM167 96V95H166ZM191 96V95H190ZM224 96V95H223ZM226 96V95H225ZM224 96V97H225ZM249 96V95H248ZM251 96V95H250ZM52 97V96H51ZM71 97V96H70ZM80 97V96H79ZM96 97V96H95ZM94 97V98H95ZM108 97H110V95L108 96ZM107 97V98H108ZM55 98V97H54ZM87 98V97H86ZM93 98V97H92ZM97 98V97H96ZM95 98V99H96ZM103 98H104V96H103ZM102 98V99H103ZM142 98H144V96L142 97ZM164 98V97H163ZM162 98V99H163ZM166 98V97H165ZM164 98V99H165ZM180 98V97H179ZM210 98V97H209ZM219 98V97H218ZM244 98V97H243ZM257 98V97H256ZM260 98V97H259ZM263 97H261V99H262ZM82 98H80V100H81ZM84 99V98H83ZM99 99V98H98ZM111 99V98H110ZM140 99V98H139ZM174 99V98H173ZM227 99V98H226ZM245 99V98H244ZM247 99V98H246ZM258 99V98H257ZM85 100V99H84ZM90 99H88V104H90V102L91 101H89ZM105 100V102H103V103H107L106 102V98L104 99ZM117 101L116 99H113L112 101ZM118 100H119V98H118ZM135 100V99H134ZM180 100V99H179ZM190 100V99H189ZM224 100V99H223ZM232 100H234V101H232ZM240 100V99H239ZM251 100V99H250ZM250 100H248V101H250ZM59 101V100H58ZM71 101V100H70ZM78 101V100H77ZM93 101V100H92ZM123 101V100H122ZM181 101V100H180ZM227 101H224V103H226ZM230 101H231V103H230ZM236 101V102H235ZM244 100L242 99V102H243ZM248 101H247V103H248ZM252 101V100H251ZM261 101V105L263 104L262 102V100H260ZM259 101V102H260ZM52 102V101H51ZM50 102V103H51ZM54 102V101H53ZM61 102V101H60ZM79 102H83V100L82 101H79ZM97 102V101H96ZM98 102L100 103V100H98ZM141 102H142V100H141ZM175 102H176V100H175ZM179 102V101H178ZM183 102V101H182ZM188 102V101H187ZM233 102H235V103H233ZM254 102V101H253ZM257 102H258V100H257ZM257 102H255V103H257ZM259 102H258V104H259ZM62 103V102H61ZM85 103H86V100H85ZM117 103V102H116ZM131 103H132V101H131ZM138 103V102H137ZM171 103H174V101H171ZM198 103V102H197ZM209 103V102H208ZM223 103V104H224ZM240 103V102H239ZM245 103H246V101H245ZM246 103V104H247ZM92 104V103H91ZM109 104V103H108ZM110 104H112V103H110ZM125 104V103H124ZM175 104V103H174ZM231 104H233V109L231 108V107H229ZM59 105V104H58ZM63 105V104H62ZM67 105V104H66ZM65 105V106H66ZM95 105H97L96 103L95 104H93V105H89L86 109H85V111L88 113V118L90 117L93 121H97V122H102V115L100 114V112L98 111V108L95 106ZM105 105V104H104ZM107 105V104H106ZM118 105H122V103H120V102H118ZM117 105V106H118ZM183 105H185V104H183ZM193 105V104H192ZM196 105V104H195ZM208 105V104H207ZM215 105V104H214ZM249 105V104H248ZM260 105V106H261ZM64 106V107H65ZM75 106V105H74ZM79 106V105H78ZM112 106V105H111ZM110 106V107H111ZM114 106V105H113ZM126 106H127V104H126ZM134 106V105H133ZM176 106V105H175ZM174 106V107H175ZM180 106V105H179ZM200 106V105H199ZM210 106V105H209ZM237 106H238V104H237ZM236 106V107H237ZM252 106V105H251ZM255 106H258V105H255ZM82 107V106H81ZM101 107V106H100ZM109 107V106H108ZM107 107V108H108ZM115 107V106H114ZM113 107V108H114ZM135 107H136V105H135ZM139 107H141V106H139ZM143 107V106H142ZM188 107V106H187ZM243 107V106H242ZM244 107H246V106H244ZM259 107V106H258ZM262 107V106H261ZM264 107V106H263ZM62 108V107H61ZM72 108V107H71ZM85 108V107H84ZM102 108H105L106 109V106H102ZM102 108H100V109H102ZM112 108V109H113ZM117 107H115V109H116ZM122 108H126L125 106L124 107H122ZM121 108V109H122ZM132 108V107H131ZM137 108V107H136ZM206 108V107H205ZM208 108H210V107H208ZM254 108H256V107H254ZM74 109V108H73ZM80 108H78V110H79ZM81 109H83V107L81 108ZM80 109V110H81ZM117 109H119V108H117ZM145 109V110H146ZM168 109V108H167ZM173 109V108H172ZM196 109H198V108H196ZM202 109V108H201ZM241 109H243V108H241ZM248 109V108H247ZM258 109V108H257ZM58 110V109H57ZM72 109H70V111H71ZM76 110V109H75ZM74 110V111H75ZM103 111H104V109H102ZM124 110V109H123ZM134 110V109H133ZM160 110V111H161ZM166 110V109H165ZM170 110H171V108H170ZM249 110V109H248ZM251 110V109H250ZM250 110H249V113H250ZM261 110V109H260ZM262 110H264V108L262 109ZM59 111H60V109H59ZM62 111V110H61ZM102 111V112H103ZM129 111V110H128ZM146 111H148V110H146ZM202 110H200V112H201ZM101 112V113H102ZM116 112V111H115ZM114 112V113H115ZM141 112H142V110H141ZM175 112V111H174ZM177 112V111H176ZM252 112V111H251ZM264 112V111H263ZM59 113V112H58ZM63 113V112H62ZM74 113V112H73ZM79 113V112H78ZM107 113V112H106ZM121 113V112H120ZM128 113V112H127ZM144 113V112H143ZM153 113V114H154ZM166 113V112H165ZM246 113H248L247 111H246ZM253 113V112H252ZM60 114V113H59ZM58 114V115H59ZM65 114V113H64ZM103 114H105V112L103 113ZM108 114H110L111 115V112H109ZM122 114H123V111H122ZM132 114V113H131ZM130 114V115H131ZM134 114V113H133ZM138 114V113H137ZM149 114V113H148ZM151 114V113H150ZM164 114V113H163ZM211 114V113H210ZM214 114V113H213ZM225 114V113H224ZM243 115L245 114V112H243L242 113ZM262 114V113H261ZM53 115V116H52ZM62 116H63V114H61ZM86 115V114H85ZM116 115V114H115ZM126 115V114H125ZM128 115V114H127ZM136 115V114H135ZM157 115V114H156ZM159 115V114H158ZM162 115V114H161ZM175 115H177V114H175ZM218 115V114H217ZM222 115V114H221ZM231 116L233 115V114H230ZM229 115V116H230ZM242 115V116H243ZM252 115V114H251ZM264 115V114H263ZM52 116V117H51ZM106 116V115H105ZM121 116V115H120ZM132 116V115H131ZM130 116V117H131ZM147 116V115H146ZM191 116V115H190ZM202 116V115H201ZM234 116H235V114H234ZM249 116V115H248ZM68 117V116H67ZM121 117H123V116H121ZM137 117V116H136ZM138 117H140V116H138ZM142 117V116H141ZM140 117V118H141ZM186 117H187V115H186ZM197 117V116H196ZM203 117V116H202ZM207 117V116H206ZM220 117V116H219ZM218 117V118H219ZM222 118H223V116H221ZM244 117V116H243ZM242 117V118H243ZM68 118H70V117H68ZM87 118V117H86ZM87 118V119H88ZM113 118H114V116H113ZM116 118V117H115ZM144 118H146V117H144ZM166 118V117H165ZM169 118V117H168ZM207 118H209V117H207ZM216 118V117H215ZM224 118H226V117H224ZM228 118V117H227ZM240 118V117H239ZM238 118V119H239ZM247 118V117H246ZM249 118L251 119V120H253L254 118H253V115H252V118L249 116ZM263 118V117H262ZM63 119V118H62ZM118 119V118H117ZM130 119V118H129ZM148 119H149V116H148ZM189 119V118H188ZM220 119V118H219ZM245 119V118H244ZM244 119L242 120V122H244ZM259 119V118H258ZM54 120V121H53ZM68 120V119H67ZM66 120V121H67ZM72 120V119H71ZM78 120V119H77ZM82 120V119H81ZM80 120V121H81ZM90 120V119H89ZM147 120V119H146ZM146 120H137V119H130V120H128V118L126 117H123V118H121L120 119V117H119V122H118V124L119 125H122V126H125V125H128L129 127H131V128H133V129H131V130H133L134 132H135V134L134 135H140L141 137H143L144 139L145 138H147L148 139V137H150L151 135H152V133L153 132H155V130H154V128L155 127H153V126H151V123L150 122H148V120L146 121ZM151 120H152V118H151ZM217 120V119H216ZM230 120H231V118H230ZM229 119H225V120H222V122H221V124H220V126L219 125H217V126H219L218 128H220V129H229V128H231L230 127V125L232 124L231 122H232V120L230 121ZM240 120V119H239ZM246 120V119H245ZM248 120V119H247ZM247 120L245 121L246 123H247ZM260 120V119H259ZM53 121V122H52ZM65 121V122H66ZM73 121H75V120H73ZM170 121V120H169ZM178 121V120H177ZM188 121V120H187ZM16 122H18L19 124L20 123H22L23 125L22 126H20V127H17V126H15V124H14V126H13V123H16ZM57 122V123H56ZM64 122V123H65ZM191 122V121H190ZM209 122V121H208ZM211 122H212V120H211ZM235 122V121H234ZM257 122H259L258 120H257ZM68 123L69 122H67V125H68ZM71 123V122H70ZM70 123H69V126H70ZM73 123V122H72ZM82 123V122H81ZM93 123V122H92ZM106 123V122H105ZM201 123V122H200ZM210 123V122H209ZM214 123V122H213ZM249 123V122H248ZM247 123V124H248ZM250 123H252V122H250ZM256 123V122H255ZM260 123V122H259ZM17 124V123H16ZM98 124H100V123H98ZM113 124V123H112ZM187 124V123H186ZM215 124V123H214ZM219 124V123H218ZM236 124H237V122H236ZM90 125V124H89ZM95 125H96V123H95ZM153 125V124H152ZM256 125V124H255ZM264 125V124H263ZM66 126V125H65ZM80 126H81V124H80V122H75L74 124H72L71 125V127H70V132H72V134L73 133H75V135L79 132V128H80ZM118 126V125H117ZM116 126V127H117ZM157 126V125H156ZM159 126V125H158ZM236 126V125H235ZM238 126H240L239 124H238ZM242 126H243V124H242ZM246 126V125H245ZM115 127V128H116ZM121 127V126H120ZM174 127V126H173ZM195 127V126H194ZM199 128H200V126H198ZM246 127H248V126H246ZM256 127V126H255ZM255 127H253V128H255ZM96 128V127H95ZM98 128V127H97ZM124 128V127H123ZM128 128V127H127ZM181 128H183V127H181ZM189 128H191V127H189ZM205 128V127H204ZM238 128H241V127H238ZM244 128V127H243ZM257 128V127H256ZM262 128V127H261ZM261 128H259V129H261ZM39 129H41V130H43V132L45 133L44 135H38V134H40L42 131L41 130H39ZM180 129V128H179ZM179 129H177V130H179ZM247 129H250V128H247ZM258 129V128H257ZM258 129V130H259ZM262 129H264V128H262ZM261 129V130H262ZM29 130V131H28ZM30 130H31V132L33 131V130H39L38 131V134H37V131H36V133H34V135L35 134H37L38 135V137L37 138H35V139H23V134H21V131H22V133H23V131H27V133L26 132H24V133H26V135H27V137H29L28 135H29V133H31L30 132ZM64 130H67V128L66 129H64ZM81 130V129H80ZM124 130V129H123ZM193 130V129H192ZM238 130V129H237ZM241 130V129H240ZM244 130H246V129H243V131ZM251 130V129H250ZM34 131V132H35ZM41 131V132H40ZM130 131V130H129ZM132 131V132H133ZM158 131V130H157ZM196 131V130H195ZM216 131H217V129H216ZM263 131V130H262ZM29 132V133H28ZM40 132V133H39ZM66 132V131H65ZM64 132V133H65ZM85 132V131H84ZM99 132V131H98ZM104 133H105V131H103ZM102 132V134H104ZM118 132H120V131H118ZM126 132H127V130H126ZM232 132V131H231ZM234 132V131H233ZM237 132V131H236ZM245 132H248V131H245ZM253 132V131H252ZM49 133V134H48ZM67 133H69V132H67ZM80 133V132H79ZM87 133V132H86ZM121 133V132H120ZM125 133V132H124ZM129 133V132H128ZM159 133V132H158ZM218 133V132H217ZM228 133V132H227ZM227 133H226V135H227ZM238 133V132H237ZM241 133H242V131H241ZM250 133V132H249ZM249 133L247 134L248 136V139H250L249 137L251 136V135H249ZM258 133H260V136H262V137H264V131L263 132H258ZM33 134V133H32ZM55 134V135H54ZM71 134V133H70ZM84 134V133H83ZM98 134V133H97ZM99 134H100V132H99ZM106 134V133H105ZM104 134V135H105ZM110 134V133H109ZM115 134H119V133H115ZM168 134V133H167ZM171 134V133H170ZM186 134V133H185ZM192 134V133H191ZM214 134V133H213ZM230 134V133H229ZM240 134V133H239ZM253 134V133H252ZM256 134H257V132H256ZM255 134V135H256ZM25 135V134H24ZM25 135V136H26ZM57 135H60L59 137H57ZM75 135H73V138H74V136ZM104 135H102L103 137H104ZM123 136L124 134L122 133V134H120V136ZM131 135V134H130ZM156 135H159V134H155V138H157L156 137ZM179 135V134H178ZM187 135V134H186ZM221 135V134H220ZM224 135V134H223ZM242 135V134H241ZM64 136V135H63ZM77 136V135H76ZM75 136V137H76ZM91 136V135H90ZM100 136V135H99ZM108 136V135H107ZM128 136V135H127ZM127 136H125V138L127 137ZM139 136V138H141ZM154 136V135H153ZM152 136V137H153ZM183 136V135H182ZM194 136V135H193ZM209 136V135H208ZM222 136V135H221ZM234 136V135H233ZM245 136H246V134H245ZM244 136V137H245ZM258 136V135H257ZM32 137V136H31ZM66 137H68V136H66ZM70 137V136H69ZM110 137V136H109ZM113 137V136H112ZM129 137V136H128ZM165 137V136H164ZM172 137V136H171ZM218 137V136H217ZM235 137H237V136H235ZM80 138H81V136H80ZM79 138V139H80ZM85 138V137H84ZM100 138V137H99ZM102 138V137H101ZM108 138V137H107ZM120 139V138H118V136L116 135L115 137H113V139H110V142L112 143V145H114V150L113 151H115V153L114 154H112L111 153V148H113V147H111L110 149V154H107L106 155V153H103V156H102V162L104 161V162H110L109 160H113V164L115 163L116 165H118L119 167L122 165H127V167L128 168H134V166L132 165V163H130L129 161L127 162V163H123L124 161H125V156L123 157V156H121V154L123 153L124 154V152L123 151H125V150H133L132 148H130L129 147V145L131 144V141L129 140V139ZM166 138V137H165ZM182 138V137H181ZM204 138V137H203ZM211 138V137H210ZM209 138V139H210ZM212 138H213V135H212ZM221 138V137H220ZM223 138V137H222ZM259 138H261V137H259ZM93 139V138H92ZM104 139V138H103ZM131 139V138H130ZM133 139V138H132ZM146 139V140H147ZM152 139V138H151ZM179 139V138H178ZM219 139V138H218ZM236 139V138H235ZM239 139L240 140H242V138H240L239 137ZM251 139H253V138H251ZM66 140V139H65ZM64 140V141H65ZM134 140V139H133ZM136 140H138V139H136ZM146 140H144V142L146 141ZM154 140V139H153ZM222 140V139H221ZM224 140V139H223ZM254 140V139H253ZM252 140V141H253ZM63 141V142H64ZM71 141V140H70ZM86 141V140H85ZM94 141V140H93ZM104 141V140H103ZM102 141V142H103ZM107 141V140H106ZM152 140H150V142H151ZM174 141V140H173ZM193 141H194V139H193ZM208 141V140H207ZM212 141V140H211ZM228 141V140H227ZM251 141V140H250ZM256 141V140H255ZM263 141H264V139H263ZM67 142V141H66ZM97 142V141H96ZM101 141H99V143H100ZM137 142V141H136ZM143 142V141H142ZM149 142V141H148ZM149 142V143H150ZM157 142V141H156ZM187 142V141H186ZM217 142V141H216ZM242 142V141H241ZM241 142H239V144L241 143ZM261 142V141H260ZM259 142V143H260ZM69 142H67V144H68ZM75 143V142H74ZM99 143H97L98 145H99ZM139 143V142H138ZM138 143H136V145L138 144ZM148 143V144H149ZM154 143V142H153ZM197 143V142H196ZM200 143V142H199ZM219 143V142H218ZM231 143H232V141H231ZM246 143V142H245ZM252 143V142H251ZM258 143V142H257ZM62 144V145H61ZM66 144V143H65ZM64 144V145H65ZM66 144V145H67ZM95 145L94 147L95 148H97L98 147V145ZM105 144V143H104ZM177 144V143H176ZM184 144H185V142H184ZM230 144V143H229ZM242 144V143H241ZM240 144V145H241ZM91 145V144H90ZM93 145V144H92ZM91 145V146H92ZM101 145H102V143H101ZM152 145V144H151ZM178 145V144H177ZM201 145V144H200ZM224 145V144H223ZM245 145V144H244ZM251 145V144H250ZM262 145V144H261ZM68 146V145H67ZM97 146V147H96ZM109 146V145H108ZM183 146V145H182ZM236 146V145H235ZM84 147V146H83ZM86 147V146H85ZM158 147V146H157ZM196 147V146H195ZM203 147H204V145H203ZM224 147V146H223ZM226 147H228V146H226ZM231 147V146H230ZM233 147V146H232ZM243 147H246V145L245 146H242V148H238V145H237V148L238 149H236L235 148V152L237 151V150H239V152H240V154H244L245 153V151H247V150H245ZM250 147V146H249ZM248 147V148H249ZM252 147H253V145H252ZM75 148V147H74ZM98 148H100V147H98ZM97 148V149H98ZM179 148V147H178ZM262 148V147H261ZM65 149V148H64ZM71 149V148H70ZM69 149V150H70ZM89 149V148H88ZM92 149H93V147H92ZM103 149V148H102ZM139 149V148H138ZM141 149V148H140ZM181 149V148H180ZM184 149V148H183ZM186 149V148H185ZM196 149V148H195ZM204 149V148H203ZM208 149V148H207ZM227 149V148H226ZM230 149V148H229ZM244 149V150H243ZM253 149V148H252ZM251 149V150H252ZM85 150V149H84ZM94 150V152H95V149H93ZM101 150V149H100ZM109 150V149H108ZM134 150H135V147H134ZM144 150V149H143ZM170 150V149H169ZM177 150V149H176ZM200 150V149H199ZM231 150V149H230ZM264 150V149H263ZM20 151H23V154H21L22 155V157H20V155H19V152ZM48 151H50V152H52V153H50L51 155H52V157H49L50 155H48L49 153H48ZM61 151H63V149L61 150ZM61 151H60V155H61ZM77 151V150H76ZM92 150L90 149L89 150V154H90V152H91ZM181 151V150H180ZM220 151V150H219ZM225 151V150H224ZM229 151V150H228ZM249 151V150H248ZM247 151V152H248ZM84 152V151H83ZM108 152V151H107ZM154 152V151H153ZM200 152V151H199ZM203 152V151H202ZM234 153V151H230L229 153ZM252 152H255L254 150L252 151ZM67 152H64V156L66 155L67 156V154H66ZM73 153V152H72ZM78 153V152H77ZM93 153V152H92ZM92 153H91V155H92ZM128 153V152H127ZM127 153H125L126 155H128L129 156V154H127ZM176 153V152H175ZM213 153H215V152H213ZM223 153H225V152H223ZM261 153V152H260ZM79 154V153H78ZM105 154V155H104ZM122 154V155H123ZM166 154V153H165ZM179 154V153H178ZM198 154V153H197ZM201 154V153H200ZM236 154V153H235ZM234 154V155H235ZM248 154H250V153H248ZM252 154V153H251ZM253 154H255V153H253ZM58 155V154H57ZM62 155H63V152H62ZM61 155V156H62ZM100 155V154H99ZM203 155H205L204 153H203ZM207 155H208V153H207ZM206 155V156H207ZM213 155V154H212ZM226 155H227V153H226ZM256 155H258V153L256 154ZM59 156V155H58ZM65 156V157H66ZM79 156H80V154H79ZM87 156V155H86ZM93 156V155H92ZM130 156H132V155H130ZM147 156V155H146ZM150 156V155H149ZM159 156V155H158ZM168 156V155H167ZM198 156V155H197ZM215 156H217V155H215ZM219 156V155H218ZM221 156V155H220ZM229 156V155H228ZM251 156V155H250ZM28 157H30L31 158V162L29 163V165L31 164V165H34L33 163H35V165L36 166H34V167H32L31 165H30V167H32L31 168V170L32 171H34V172H30V170H26L25 168L27 167L26 166V164H24L25 163V161L27 160V158ZM54 157H56V156H54ZM60 157V156H59ZM69 157V156H68ZM81 157H83V156H80V158ZM84 157H85V155H84ZM157 157V156H156ZM171 157V156H170ZM202 157V156H201ZM208 157V156H207ZM232 157V156H231ZM239 156H237L236 158H238ZM248 157V156H247ZM255 157V156H254ZM257 157V156H256ZM87 158V157H86ZM90 158H91V156H90ZM89 158V160L88 161H90L91 159ZM94 158V157H93ZM127 158V157H126ZM144 158V157H143ZM205 158V157H204ZM229 158V157H228ZM239 158H241V155H240V157ZM239 158H238V160H239ZM246 158V157H245ZM19 159V160H18ZM79 159V158H78ZM98 159V158H97ZM129 159V158H128ZM191 159V158H190ZM189 159V160H190ZM216 159V158H215ZM218 159V158H217ZM217 159H216V161H217ZM241 159H243V157L241 158ZM254 159V158H253ZM77 160V159H76ZM81 160H82V158H81ZM80 160V161H81ZM99 160V159H98ZM164 160V159H163ZM203 159H201L200 158V161H202ZM237 160V159H236ZM238 160H237V162H238ZM247 160V159H246ZM249 160V159H248ZM256 160V159H255ZM254 160V161H255ZM54 161V162H53ZM79 161V162H80ZM92 161H93V159H92ZM95 161V160H94ZM140 161H141V159H140ZM227 161V160H226ZM245 161V160H244ZM250 161H251V159H250ZM60 162V161H59ZM67 162V161H66ZM71 162V161H70ZM84 162V161H83ZM85 162H87V161H85ZM102 162H100L99 161V163H102ZM182 162V161H181ZM207 162V161H206ZM209 162V161H208ZM249 162V161H248ZM252 162V161H251ZM75 163H77V162H75ZM81 163V162H80ZM98 163V162H97ZM99 163H98V165H99ZM142 163V162H141ZM195 163V162H194ZM215 163V162H214ZM223 163V162H222ZM229 163V162H228ZM245 163V162H244ZM58 164V163H57ZM71 164H72V162H71ZM78 164V163H77ZM87 164V163H86ZM85 164V165H86ZM103 164H105V163H103ZM135 164V163H134ZM137 164V163H136ZM183 164V163H182ZM257 164V163H256ZM66 165V164H65ZM75 164H73V166H74ZM80 165H82V164H80ZM79 164H78V166H80ZM91 165V164H90ZM115 165V166H116ZM151 165V164H150ZM220 165V164H219ZM231 165V164H230ZM243 165V164H242ZM246 165V164H245ZM248 165V164H247ZM260 165V164H259ZM73 166H70V167H73ZM87 166V165H86ZM94 166V165H93ZM100 166H102V165H100ZM106 165H104V167H105ZM117 166V167H118ZM200 166V165H199ZM207 166V165H206ZM215 166V165H214ZM221 166V165H220ZM257 166V165H256ZM29 167V168H30ZM68 167V166H67ZM98 167V166H97ZM114 167V166H113ZM126 167V168H127ZM173 167V166H172ZM172 167H170V168H172ZM183 167H185V166H183ZM198 167V166H197ZM217 167V166H216ZM245 167V166H244ZM248 167H250L249 165H248ZM254 167V166H253ZM262 167V166H261ZM28 168V167H27ZM76 168V165L74 166V169ZM77 168H79V167H77ZM94 168V167H93ZM123 168V167H122ZM140 168V167H139ZM149 168V167H148ZM166 168V167H165ZM164 168V169H165ZM239 168H240V165H239ZM243 168V167H242ZM36 169V170H35ZM65 169V168H64ZM64 169H63V171H64ZM70 168L68 167V170H69ZM73 169V168H72ZM71 169V170H72ZM85 168H83V170H84ZM111 169V168H110ZM116 169V168H115ZM119 169V168H118ZM118 169H116V170H118ZM124 169V168H123ZM143 169V168H142ZM163 169V168H162ZM209 169V168H208ZM207 169V170H208ZM211 169V168H210ZM220 169V168H219ZM227 169V168H226ZM25 170L26 171H29V172H25ZM88 170H90V169H88ZM98 170H99V167H98ZM101 170V172H102V169H100ZM125 170V169H124ZM132 170H134V169H132ZM148 170V169H147ZM213 170V169H212ZM211 170V171H212ZM221 170V169H220ZM87 171V170H86ZM96 171H97V169H96ZM108 171V170H107ZM109 171H111V170H109ZM108 171V175H109V172ZM130 171V170H129ZM136 171V170H135ZM134 171V172H135ZM168 171V170H167ZM214 171V170H213ZM238 171V170H237ZM260 171V170H259ZM94 172H95V170H94ZM98 172H100V171H98ZM101 172H100V174H101ZM112 172H113V170H112ZM111 172V173H112ZM128 172V171H127ZM144 172H145V170H144ZM147 172V171H146ZM207 172V171H206ZM209 172V171H208ZM229 172V171H228ZM243 172V171H242ZM102 173H104V171L102 172ZM107 173V172H106ZM114 173H116V171L114 172ZM118 173V172H117ZM135 173H137V171L135 172ZM160 173V172H159ZM197 173V172H196ZM199 173V172H198ZM201 173V172H200ZM210 173H212V172H210ZM221 173V172H220ZM255 173V172H254ZM257 173H259V172H257ZM60 174V173H59ZM88 174H90V175H88ZM129 174H130V172H129ZM132 174V173H131ZM134 174V173H133ZM145 174V173H144ZM207 174V173H206ZM225 174V173H224ZM103 175V174H102ZM115 174H113V176H114ZM135 175V174H134ZM149 175V174H148ZM161 175V174H160ZM215 175V174H214ZM217 175V177H214L213 178V180H215L216 178H218V175L219 174H216ZM232 175V174H231ZM244 175V174H243ZM105 176H106V174H105ZM111 176H112V174H111ZM111 176H109V177H111ZM116 176V175H115ZM147 176V175H146ZM163 176V175H162ZM210 176V175H209ZM220 176V175H219ZM50 177H53V179H51V180H54L52 183H54L53 185H54V188L52 189V190H50V189H47L46 190V188H44L43 186V188L41 189L40 187V184H42L41 183V181L43 182V181H45V179H46V181H47V179L48 178H50ZM84 177H87V179H85V183H84V186L82 187V180H83V178ZM206 177V176H205ZM249 177V176H248ZM120 178V177H119ZM131 178V177H130ZM165 178V177H164ZM181 178V177H180ZM191 178V177H190ZM212 178V177H211ZM236 178V177H235ZM113 180H114V177L112 178ZM135 179V178H134ZM143 179V178H142ZM219 179V178H218ZM218 179H217V181H218ZM49 180V179H48ZM112 180V181H113ZM145 180H147V179H145ZM190 180V179H189ZM213 180H211V182L213 181ZM220 180V179H219ZM224 180V179H223ZM231 180V179H230ZM237 180H238V178H237ZM114 181H116V180H114ZM142 181V180H141ZM172 181V180H171ZM182 181V180H181ZM191 181V180H190ZM216 181V182H217ZM49 182H51V181H48V183ZM195 182V181H194ZM208 182V181H207ZM211 182H210V186H213V184L211 185ZM224 182V181H223ZM223 182H221V184L223 183ZM228 182V181H227ZM226 182V183H227ZM48 183H47V185H48ZM172 183V182H171ZM189 183V182H188ZM118 184V183H117ZM191 184V183H190ZM196 184V183H195ZM221 184H220V186H221ZM246 184V183H245ZM50 185V184H49ZM138 185V184H137ZM142 185V184H141ZM162 185V184H161ZM171 185V184H170ZM205 185V184H204ZM121 186V185H120ZM127 186H128V184H127ZM130 186V185H129ZM172 186V185H171ZM192 186V185H191ZM201 186V185H200ZM218 186L219 188H221V187H225V185L224 186ZM253 186V185H252ZM51 187H53V186H51ZM122 187V186H121ZM134 187H135V185H134ZM137 187V186H136ZM184 187V186H183ZM185 187H187V186H185ZM193 187V186H192ZM192 187H190V188H192ZM198 187V186H197ZM204 187V186H203ZM217 187V186H216ZM119 188V187H118ZM147 188V187H146ZM166 187H164V189H165ZM211 188V187H210ZM209 188V189H210ZM234 188V187H233ZM123 189V188H122ZM143 189V188H142ZM197 189V188H196ZM200 189V188H199ZM211 189H213V187L211 188ZM210 189V190H211ZM215 189L216 188H214V191H215ZM242 189V188H241ZM50 190V191H49ZM135 190V189H134ZM170 190V189H169ZM184 190V189H183ZM182 190V191H183ZM186 190V189H185ZM188 190H190L189 188H188ZM187 190V191H188ZM192 190V189H191ZM204 190V189H203ZM203 190H201L202 192H203ZM207 190V189H206ZM221 190H223V189H221ZM231 190V189H230ZM235 190V189H234ZM140 191V190H139ZM143 191V190H142ZM168 191V190H167ZM178 191V190H177ZM186 191V192H187ZM217 192H218V190H216ZM233 191V190H232ZM120 192V191H119ZM123 192H124V190H123ZM199 192V191H198ZM202 192H200V193H202ZM208 192V191H207ZM210 192H212V191H210ZM215 193V194H218V193ZM122 193V192H121ZM127 193V192H126ZM125 193V194H126ZM199 193V194H200ZM221 193V192H220ZM239 193H240V191H239ZM49 194H52V196L53 197H57V199L58 198H61L62 199V202H61V204L59 205L58 204V211H57V214H58V218H57V222H58V225H57V228H56V226H55V228H56V235H62V240H58L59 241V245L57 246V250L56 251H54L55 252V254H54V259H52V260H48V253H49V251H50V244H49V242L48 241H46L47 240V238H46V236L48 235L47 233H46V231H48V230H46L45 229V231L44 230H41L38 226H37V211H38V209L40 208V205L41 204H43V203H46L47 205H48V202H47V197H48V195ZM154 194V193H153ZM97 195V194H96ZM155 195V194H154ZM172 195H174V194H172ZM212 195H213V193H212ZM128 196V195H127ZM133 196V195H132ZM144 196V195H143ZM149 196V195H148ZM163 196V195H162ZM203 196H208V194H204ZM215 196V195H214ZM214 196H212V197H214ZM145 197V196H144ZM197 197V196H196ZM250 197V196H249ZM248 197V198H249ZM137 198V197H136ZM168 198V197H167ZM199 198V197H198ZM216 198V197H215ZM68 199V198H67ZM98 199V198H97ZM129 199V198H128ZM161 199V198H160ZM193 199V198H192ZM195 199V198H194ZM214 199V198H213ZM217 199H218V197H217ZM237 199V198H236ZM241 199V198H240ZM49 200V199H48ZM220 200V199H219ZM222 200V199H221ZM245 200V199H244ZM66 201V200H65ZM102 201V200H101ZM107 201V200H106ZM117 201V200H116ZM197 201H198V199H197ZM209 201H210V199H209ZM215 201V200H214ZM249 201V200H248ZM90 202V201H89ZM92 202V201H91ZM90 202V203H91ZM117 202H119V201H117ZM116 202V203H117ZM172 202V201H171ZM177 202V201H176ZM183 202V201H182ZM186 202H187V200H186ZM190 202V201H189ZM201 202V201H200ZM203 202V201H202ZM205 202V201H204ZM259 202V201H258ZM90 203H89V207L88 206H86V204H85V206L86 207H88V210H86V213H85V217H84V225L82 226V232L81 233H83V234H80V235H90L91 237H89V238H91L90 239V241H89V246H91L92 248L94 247V248H100L101 247V245H102V243H106V244H110V245H113L114 244V240H115V236H114V231H112L113 233H110V232H108V233H110L108 236H106L105 238H104V236H102L104 239H102V238H99L98 237V239L96 240L95 239V233L99 230V229H101V228H103V225H104V227H105V224H106V219H107V214L106 213H103V212H101V211H97V209H95V208H93L91 205H90ZM104 203V202H103ZM158 203H159V201H158ZM179 203V202H178ZM195 203V202H194ZM199 203V202H198ZM211 203V202H210ZM223 203V202H222ZM232 203V202H231ZM69 204H70V201H69ZM72 204V205H73ZM88 204V203H87ZM92 205H93V202L91 203ZM96 203H94V205H95ZM183 204H184V202H183ZM205 204H207V202H205ZM227 204V203H226ZM245 204V203H244ZM254 204V203H253ZM44 205V204H43ZM46 205V206H47ZM50 205V204H49ZM83 205V204H82ZM105 205V204H104ZM110 205V204H109ZM112 205V204H111ZM117 205H118V203H117ZM134 205H136V204H134ZM193 205V204H192ZM199 205H201V203L199 204ZM238 205V204H237ZM236 205V206H237ZM74 206L75 205H73V210H74ZM80 206H81V204H80ZM96 206V205H95ZM98 206V205H97ZM118 206H120V205H118ZM178 206V205H177ZM69 207V206H68ZM76 207V206H75ZM82 207V206H81ZM81 207H78L79 208V210H80V208ZM146 207V206H145ZM163 207V206H162ZM193 207V206H192ZM203 207V206H202ZM255 207V206H254ZM96 208H98L99 209V207H96ZM116 208V207H115ZM133 208V207H132ZM137 208V207H136ZM156 208V207H155ZM186 208V207H185ZM198 208V207H197ZM209 208V207H208ZM212 208H214V207H212ZM221 208V207H220ZM77 209V208H76ZM75 209V210H76ZM82 209V208H81ZM85 209V208H84ZM145 209V208H144ZM170 209V208H169ZM215 209V208H214ZM242 209H243V207H242ZM55 210V209H54ZM72 210V209H71ZM114 210V209H113ZM133 210H134V208H133ZM137 210H139V209H137ZM157 210V209H156ZM174 210V209H173ZM189 210V209H188ZM196 210V209H195ZM212 210V209H211ZM238 210V209H237ZM241 210V209H240ZM68 211V210H67ZM130 211V210H129ZM193 211V210H192ZM191 211V212H192ZM197 211H199V210H196V211H194V212H197ZM219 211V210H218ZM228 211V210H227ZM254 211V210H253ZM53 212V211H52ZM78 212V211H77ZM112 212V211H111ZM124 212V211H123ZM139 212V211H138ZM143 212V211H142ZM141 212V213H142ZM185 212V211H184ZM200 212V211H199ZM202 212H203V210H202ZM215 212V211H214ZM231 212V211H230ZM245 212V211H244ZM65 213V212H64ZM140 213V212H139ZM174 213V212H173ZM178 213V212H177ZM188 213V212H187ZM193 213V212H192ZM198 213V212H197ZM48 214V213H47ZM50 214V213H49ZM70 214V216L71 215H74V214H71V213H69ZM130 214V213H129ZM136 214V213H135ZM194 214V213H193ZM202 214V213H201ZM210 214V213H209ZM208 214V215H209ZM79 215V214H78ZM81 215V214H80ZM120 215V214H119ZM153 215H154V213H153ZM189 215H190V213H189ZM249 215V214H248ZM66 216V215H65ZM69 216V217H70ZM134 216V215H133ZM146 216V215H145ZM163 216V215H162ZM161 216V217H162ZM195 216V215H194ZM201 216V215H200ZM250 216V215H249ZM54 217V216H53ZM56 217V216H55ZM68 217V218H69ZM72 217V216H71ZM111 217V216H110ZM138 217V216H137ZM142 217V216H141ZM148 217V216H147ZM211 217V216H210ZM218 217V216H217ZM216 217V218H217ZM41 218V217H40ZM66 218V217H65ZM143 218V217H142ZM193 218V217H192ZM191 218V219H192ZM82 219V218H81ZM109 219H111V218H109ZM127 219V218H126ZM178 219V218H177ZM205 219V218H204ZM144 220H145V218H144ZM215 220V219H214ZM229 220V219H228ZM249 220V219H248ZM44 221V220H43ZM52 221V220H51ZM72 221V220H71ZM76 221V220H75ZM80 222H81V220H79ZM142 221V220H141ZM141 221H139L140 223H141ZM48 222V221H47ZM46 222V223H47ZM113 222V221H112ZM121 222V221H120ZM143 222V221H142ZM160 222H162V221H160ZM242 222H243V220H242ZM49 223V222H48ZM66 223V222H65ZM73 223V222H72ZM105 223V224H104ZM125 223V222H124ZM139 223V224H140ZM144 223V222H143ZM186 223V222H185ZM189 223H191V222H189ZM194 223H196V222H194ZM193 223V224H194ZM218 223V222H217ZM68 224V223H67ZM66 224V225H67ZM76 223H74V225H75ZM80 224V223H79ZM78 224V225H79ZM138 224V223H137ZM146 224V223H145ZM179 224H180V222H179ZM246 224V223H245ZM38 225H40V223L38 224ZM65 225V224H64ZM70 225V224H69ZM80 225H82V224H80ZM79 225V226H80ZM112 225V224H111ZM143 225V224H142ZM141 225V226H142ZM154 225V224H153ZM187 225H188V223H187ZM203 225V224H202ZM261 225V224H260ZM144 226H147L148 227V225L146 224V225H144ZM191 226H193V225H191ZM199 226V225H198ZM197 226V227H198ZM214 225H212V227H213ZM216 226V225H215ZM222 226V225H221ZM220 225H219V227H221ZM247 226V225H246ZM258 226V225H257ZM64 227V228H63ZM181 227H183V226H181ZM200 227V226H199ZM218 227V228H219ZM225 227V226H224ZM233 227V226H232ZM253 227V226H252ZM43 228V227H42ZM54 228V229H55ZM70 228V227H69ZM80 228V227H79ZM124 228V227H123ZM144 228V227H143ZM149 228V227H148ZM184 228V227H183ZM208 228V227H207ZM229 228H231V227H229ZM53 229V228H52ZM53 229V231L55 232V230ZM105 229V228H104ZM107 229V228H106ZM170 229V228H169ZM186 229H187V227H186ZM193 229V228H192ZM203 229H204V227H203ZM227 229V228H226ZM233 229V228H232ZM259 229V228H258ZM80 230V229H79ZM168 230V229H167ZM177 230H178V228H177ZM190 230H191V228H190ZM199 230V229H198ZM221 230H222V227L220 228V232H221ZM107 231H108V229H107ZM148 231V230H147ZM184 231V229L181 231V232H183ZM186 231V230H185ZM184 231V233H187V231L185 232ZM204 231V230H203ZM223 231V230H222ZM229 231V230H228ZM238 231V230H237ZM53 232V233H54ZM104 232V231H103ZM131 232V231H130ZM141 232V231H140ZM145 232V231H144ZM170 232H171V230H170ZM201 232V231H200ZM206 232V231H205ZM215 232V231H214ZM224 232V231H223ZM226 232H227V230H226ZM250 232V231H249ZM261 232V231H260ZM72 233V231L70 232V234ZM99 233V232H98ZM127 233V232H126ZM175 233V232H174ZM241 233V232H240ZM55 234V233H54ZM74 234V233H73ZM100 234V233H99ZM133 234V233H132ZM141 234V233H140ZM197 234V233H196ZM263 234V233H262ZM68 235V234H67ZM78 235V234H77ZM79 235V236H80ZM101 235V234H100ZM117 235V234H116ZM119 236H120V234H118ZM142 235V234H141ZM148 235V234H147ZM185 235V234H184ZM188 235V234H187ZM209 235V234H208ZM54 236V235H53ZM72 236V235H71ZM98 236V235H97ZM134 236H135V234H134ZM186 236V235H185ZM226 236V235H225ZM78 237V236H77ZM117 238H118V236H116ZM137 237V236H136ZM136 237H134V239L136 238ZM148 237V236H147ZM176 237V236H175ZM182 237H184V236H182ZM193 237V236H192ZM211 237V236H210ZM242 237V236H241ZM256 237V236H255ZM85 238V237H84ZM86 238H87V236H86ZM85 238V239H86ZM140 238V237H139ZM143 238H144V236H143ZM146 238V237H145ZM195 238V237H194ZM193 238V239H194ZM215 238V237H214ZM243 238V237H242ZM52 239V238H51ZM56 238H54V240H55ZM83 239V238H82ZM148 239V238H147ZM192 239V240H193ZM197 239V238H196ZM195 239V240H196ZM219 239V238H218ZM239 239V238H238ZM247 239V238H246ZM245 239V240H246ZM54 240H53V242H54ZM81 240V239H80ZM89 240V239H88ZM121 240V239H120ZM146 240V239H145ZM187 240V239H186ZM241 240V239H240ZM244 240V239H243ZM50 241H52V240H50ZM81 241H83V240H81ZM85 241H87V239L85 240ZM105 241V242H104ZM124 241V240H123ZM128 241V240H127ZM133 241V240H132ZM217 241H219V240H217ZM239 241V240H238ZM251 241V240H250ZM253 241H254V239H253ZM117 242V241H116ZM125 242V241H124ZM123 242V243H124ZM56 243H58V242H56ZM84 243V242H83ZM82 242H80V244H83ZM134 243V242H133ZM191 243V242H190ZM189 243V244H190ZM211 243V242H210ZM235 243V242H234ZM237 243V242H236ZM85 244V243H84ZM87 244V243H86ZM127 244V243H126ZM125 244V245H126ZM204 244V243H203ZM56 245V244H55ZM137 245V244H136ZM243 245H244V243H243ZM253 245V244H252ZM67 246V248L65 249V247ZM144 246V245H143ZM172 246V245H171ZM190 246V245H189ZM194 246H196V245H194ZM226 246V245H225ZM250 246H251V244H250ZM54 247H56V246H54ZM102 247H103V245H102ZM110 247V246H109ZM184 247V246H183ZM209 247V246H208ZM232 247V246H231ZM246 247V246H245ZM104 248V247H103ZM102 248V249H103ZM106 248V247H105ZM131 248V247H130ZM140 248V247H139ZM216 248V247H215ZM225 248V247H224ZM223 248V249H224ZM241 248V247H240ZM247 248V247H246ZM109 249V248H108ZM123 249V248H122ZM127 249H129V248H127ZM138 249V248H137ZM187 249V248H186ZM195 249V248H194ZM205 249V248H204ZM206 249H207V247H206ZM233 249V248H232ZM235 249V248H234ZM248 249V248H247ZM246 249V250H247ZM53 250H55V249H53ZM53 250H51V251H53ZM85 250V249H84ZM96 250V249H95ZM100 250V249H99ZM140 250V249H139ZM139 250H138V252H139ZM159 250V249H158ZM216 250V249H215ZM231 250V249H230ZM64 251H70L69 253H67V252H64ZM142 251V250H141ZM223 251V250H222ZM228 251V250H227ZM90 252V251H89ZM88 252V253H89ZM132 252V251H131ZM162 252V251H161ZM167 252V251H166ZM193 252V251H192ZM251 252H253V251H251ZM251 252H249V253H251ZM263 252V251H262ZM83 254H84V252H82ZM133 253V252H132ZM147 253V252H146ZM172 253V252H171ZM203 253V252H202ZM216 253H217V251H216ZM90 254V253H89ZM91 254H92V252H91ZM97 254V253H96ZM95 253L93 254V256L94 255H96ZM197 254V253H196ZM131 255V254H130ZM179 255V254H178ZM216 255V254H215ZM231 255V254H230ZM229 255V256H230ZM89 256V255H88ZM91 256V255H90ZM88 257V258H90V260H91V257ZM93 256H92V258H93ZM138 256V255H137ZM214 256V255H213ZM235 256V255H234ZM238 256V255H237ZM245 256V255H244ZM79 257H81L80 255H79ZM82 257H84V256H82ZM81 257V258H82ZM147 257V256H146ZM150 257V256H149ZM180 257V256H179ZM77 258V257H76ZM87 258V259H88ZM127 258V257H126ZM135 258V257H134ZM138 258V257H137ZM166 258H167V256H166ZM165 258V259H166ZM125 259V258H124ZM77 260H79V258H77V259H75V261L77 262ZM81 260V259H80ZM80 260H79V262H80ZM89 260V261H90ZM97 260V259H96ZM106 260V259H105ZM128 260V259H127ZM135 260V259H134ZM146 260V259H145ZM149 260V259H148ZM154 260H155V258H154ZM168 260V259H167ZM173 260V259H172ZM190 260V259H189ZM199 260H201V259H199ZM213 260H214V258H213ZM247 260V259H246ZM51 261V262H50ZM86 261H88V260H86ZM85 261V263H87L88 264V262H86ZM92 261V260H91ZM109 261V260H108ZM254 261V260H253ZM74 262V261H73ZM82 262V261H81ZM80 262V263H81ZM68 263V262H67ZM72 263V262H71ZM70 262L68 263V264H71ZM83 263V262H82ZM90 263V262H89ZM93 263H94V261H93ZM98 263V262H97ZM152 263V262H151ZM158 263V262H157ZM168 263V262H167ZM174 263V262H173ZM213 263V262H212ZM37 264V263H36ZM45 264V263H44ZM72 264H74V263H72ZM91 264V263H90ZM132 264V263H131ZM136 264V263H135ZM145 264V263H144Z\"/></svg>", "mask_w": 264, "mask_h": 264}]
</instances>
